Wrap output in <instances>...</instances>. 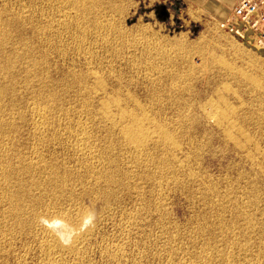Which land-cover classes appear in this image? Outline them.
<instances>
[{
	"label": "rangeland",
	"instance_id": "1",
	"mask_svg": "<svg viewBox=\"0 0 264 264\" xmlns=\"http://www.w3.org/2000/svg\"><path fill=\"white\" fill-rule=\"evenodd\" d=\"M14 1H15V3L18 2L17 0H11L10 2L13 3ZM22 1L20 0V3L24 4L23 6H25V9H27V12H28L27 15L29 16V17L27 16L28 18L26 17L27 20L25 21V26H24V27H27V28H25V29H27L26 48L29 46V49H30L29 50L27 48L26 52L29 50L28 55H30V56H32L34 54L31 57V58H34V60L33 59L31 60L30 56L27 55V57H29V58L25 59L26 61L24 60V63H26L27 60L30 59L32 63L34 61H36V63H38V64H41L40 62H43V64L46 65V67L43 64L38 65L35 62H34L35 64L34 63L31 64V62H29L30 60H28L29 64H28V62L26 63V68L30 64H31L30 66H32V67L30 68V66H28V68H29L28 70L26 68H23L24 71L26 70L25 73H22V75L25 76L24 80H26V75L27 76L29 75L28 76L29 78L27 77V80H26L27 86L25 85L24 88L22 89L24 91L22 92V101L23 102H21V104H20L21 107L19 106V108H15V109L12 108L13 109L12 111H11V109L5 107L4 111H3L4 112V118L7 117L5 120H9L12 123L16 119L15 124L14 123L13 124L15 127L18 125L16 128L20 133L18 132L19 134H17V136L18 135L20 136V135H22L21 133H23V135L21 136V138L23 137L22 138L23 140H21L19 136H18L19 139L17 138V142H18L17 147L19 146V148L22 149L21 151L24 153V155L26 154L25 156H28V157L33 156L32 150H34L33 148L35 147L34 143L35 144L39 143L41 146L42 145L44 146V147L42 146V149L47 146V148H45L46 151H45V149L42 150L40 148V155H42V156H40V158L43 159L44 162H46L45 164H47L49 167L54 166V165H55V167L57 165L59 167L57 169L55 168V170L58 172H57L56 176L54 175L55 179L57 178L56 181H54L55 183L53 184V186L56 184L54 188L51 185L53 182L52 183L48 182L50 180V178L53 176V174H52V176L50 174L51 177L49 176V178H48L49 170H50V173L53 172V171H51V169L46 170L45 171L46 173L39 171V173L41 175V177H40V175H39V177L41 179H45V174H47L46 175V177H47L46 181L45 180L42 181L38 177V175H37V174H39L38 172L35 173L36 174L35 177H37V179H38V181L37 180L36 181L38 183L40 181L39 184H41L43 186V189L40 186L38 188L39 190L37 189L39 191L38 192L36 189H35L36 190L35 191L34 187H33L32 191L35 192L34 193L35 196L36 195L39 196V197L36 196L38 198V201H41L42 199H43L42 200L43 202L46 201L45 202L46 204H44L42 201H41V203L36 201V203H35L36 206L38 203V206L36 207V210H35L37 212L36 215H38L39 213H41L40 211H42V213L40 215L46 214L48 216L47 213L50 211L49 213L51 215L49 214V216H56V217H59V216L62 217L63 216L64 218L72 221L74 219H77L80 215H82V214L84 215V213L86 214V212H88L89 214L87 213L86 215H88L90 218H92L91 219L92 220L91 221L92 227H95V228L91 227L90 231L88 233H86L85 237H88V235L90 236L89 240H87L88 238H85L84 243H86L88 241L86 246L84 244V245H80L81 247L80 246L78 247V248H83L82 251H81V249H79L80 251H75L74 252L75 255H74V253H68V257L66 255L67 253L64 252V254L66 253L65 254L66 257L62 253L58 254L59 256L57 257V254H55V256L54 255H48V254L44 255L45 252H43V250L41 249L40 244H42V242H44L45 240L48 239L45 236V233L43 234V232L38 228L37 229L31 228L30 229L31 231H29L28 227H27V228H25L26 231H25V229L23 230L25 232V234L22 231L23 233H21V238H20V236H18L19 238H17V236H13V238L15 237L17 240L16 239L13 240V238L12 239L9 238V240L11 239L12 242H14L12 245L10 244L12 242L6 243V242H9L8 240H0V244L2 241L5 242V243L3 242L2 244H4V245L6 244L5 247H4V245L3 246L0 245V246L4 247L3 249L0 248V256H1L0 257V262H1L0 264H7L8 262H9L8 264H42V263L45 264L46 262L48 264H50L52 260L54 261L53 263L56 262L55 264H57V263L58 264H67L66 263L67 261H68V264H71L72 261L74 262V263L72 262L73 264H209V263L210 264H219L220 262H221L220 264H224V263L228 264L229 262H230V264H232V263L233 264H237V263L238 264H249V263L254 264L255 262H256V264H264V248H263L264 247V235H263L264 228H262V227H264V222H263L264 219L262 218V217H264V216H262L264 214L263 213L264 212V201H263L264 200V193H263V191H264L263 186L264 185L262 184L264 182V177H263L264 175L259 176L260 174H256L255 172H253V170H251L252 167L249 168L251 165H244L243 162H241L242 164L240 163V161L233 154L234 152L232 150H234V148H233L232 143L230 141H226L227 139L225 138L224 135H222L223 131H224L223 127H225V126L221 125L222 127H220V126H218L219 125L218 123H216V124L214 123V122H264V47L258 45L254 41L253 38L249 37V38H246L245 40H243V39L236 37L235 35H233L229 31L221 28V24L225 23L228 20V18L232 14V12L224 20H221L214 25H210L209 23H207L209 20L207 16L202 15L199 12H196L195 10H193L191 8L187 9L184 6L173 7V8H171V10L169 12L170 14L168 16L164 15L161 11L156 10V8H157V6H159L161 0H73L72 2L74 4L68 1V3L65 2L67 5L65 3L63 4L64 0H62V1L61 0H52V1L48 0L47 1L48 4H47V2H45V0H42V1L41 0H39V1L38 0H22ZM58 1H61V2L59 3ZM78 1H80V3ZM15 3H13V4H15ZM68 4L69 5L72 4V5L68 6ZM77 4L79 6L81 5V7H79ZM73 6H74V9H76V10L72 9ZM82 6L83 7L86 6V7L83 8ZM34 7H37V8H34ZM67 7H69L70 9ZM77 7L79 10L77 9ZM81 9H82V11H80ZM33 10H35V11H33ZM36 10L38 11L37 12L38 14L36 13ZM69 10H70V12H69ZM83 10H85V12ZM29 11H30V13H29ZM31 11H33V13H36L38 16L34 17L36 14H33ZM42 12H43L42 16H44L45 14L46 15L43 18L41 17L42 18L41 20H38V18L40 17ZM90 12H92V13H90ZM31 13H32V15H31ZM62 13H63L64 17L60 16V15H62ZM66 14L67 15L69 14V15L67 16ZM70 15H71V18H70ZM87 15H88V17H87ZM46 16H50L51 20L49 19V17H46ZM65 16H66V19H65ZM32 17L35 18V19L33 18L34 20H36V19L38 20V21L36 20L37 25H35L36 23L34 20L31 21ZM45 17H46V19H45ZM61 18H64V19L61 20ZM76 20H77V22L79 20H81L80 22H82V21L84 22V23L83 22L81 23L82 27L80 25V22L77 23ZM47 21L51 22V23H49L50 25L54 24V25H51L53 27L52 32H51V30H52L51 26H49V28H48L49 24ZM59 21H62V22L59 23ZM76 23H77V26H76ZM58 24H60V25H58ZM38 25H40V26H38ZM45 25L47 26L48 29L44 28V27H46ZM60 26H62V27H60ZM63 26H67V27L69 26V27H68V29L66 27L63 29ZM100 27H102V28H100ZM43 28L45 29V31ZM61 28L63 30H60ZM77 28H79V29H77ZM25 29H24V31L26 32ZM30 29H32V30H30ZM41 31H42V33H41ZM44 32H45L46 36H44ZM46 32H47V34H46ZM53 32H55V33H53ZM33 34L35 37L33 36ZM31 35H32V37H31ZM49 35H51V37ZM39 36H40V38H38ZM48 36H49V40H48ZM82 36H84L85 39L84 38L82 39L81 38ZM30 37H31V40L29 39ZM32 38H33V40H32ZM28 39H29V42H28ZM59 39H61V40H59ZM35 40H38V41L34 42ZM42 40L43 41L45 40V42H49V43L48 44L44 43ZM82 40H85V41H83V43H82ZM31 41H33L32 44H34V45L31 44ZM35 43L39 44V45H36ZM29 44H31L32 49H34L33 48L34 46H35V48H37L36 46H40V47H38L37 50L34 49V52H33V50H31V47ZM41 44H42V47H41ZM45 44H47L48 47ZM50 44H51V46H50ZM43 46H46L47 49H45L46 47H43ZM53 47L55 48V50ZM39 50H41V51L43 50L42 51L43 53H41V51L39 52ZM46 50L48 52H46ZM35 51H36V54H35ZM37 51L39 53H37ZM32 52H33V54H32ZM45 52L48 53L50 57L47 56L48 54H46ZM59 53H61V55ZM36 55H37V57H36ZM40 55L42 56V58ZM167 56H168V58H166ZM37 58L38 59L41 58L40 60H43V61H40ZM43 58H45V59H43ZM85 58L88 60V63L86 62L87 60ZM89 58H92L91 61ZM47 59H48V61H47ZM34 65H36L35 66L36 68H37V65H38V68H40V69L42 67H45V68H42V70L35 69ZM31 69L33 71H30V73H29V70H31ZM34 69H35V71H34ZM44 69L45 70L47 69L46 72L44 71ZM91 69L93 71H91ZM95 70L98 72L100 71L101 73L100 72L98 73ZM43 71L46 73L45 76L43 75L44 74ZM47 71H49V74H47L48 73ZM86 71L88 72V75H87ZM90 71H91V73L89 74ZM33 72L35 73L36 77L34 76ZM79 72L82 73V75ZM31 73H33V74H31ZM74 73H75V76L73 78L72 75H74ZM24 74H26V75H24ZM102 74L104 76H102ZM37 75L41 79H42V75H43V77H45L44 79H46L47 78L46 75H48V78L46 80L42 79L41 80L42 82H39L40 78L37 77ZM78 75H80L81 77ZM89 75L90 76L92 75L90 79H89V77H90ZM94 75H96L98 78H100V80L102 82L104 81L103 82L104 89H106V87H107L105 92L108 93V91H110V90L112 91V92L110 91L111 95H109L110 92L108 94L111 101H117V103H119V105L117 103L111 104L112 106H110V109L108 110V113H107L108 114L107 119L104 118V115H103L104 111L102 110L103 104L100 102V101H103L104 99H106L105 96L107 95V93L105 94L104 92L98 90L99 88L97 86V83L95 82V79L93 78ZM33 76H34V78H33ZM103 77L105 79H102ZM69 78L71 80H69ZM30 79L34 82L36 81V82L43 83V84H39L36 82L35 83L32 82V84H29V83H31ZM92 79H94V80H92ZM251 79H253V80H251ZM59 80H60V82H59ZM91 80L94 83L91 82ZM63 81L66 84V86L69 85L68 88L64 86ZM105 81H107V82H105ZM37 84L41 87V89H39L40 87ZM48 84H49V86H48ZM79 84L81 85V88H80ZM85 85L87 86V88L90 86L89 88L91 90L89 88L87 90ZM95 85L97 88L93 87ZM44 86H46V90H45ZM50 86L52 88H50ZM109 86H111V89L109 88ZM25 87H27V88L29 87V88L26 89ZM36 87H39V88L36 89ZM112 87H113V89H112ZM118 87H120V88H118ZM114 88L115 89L117 88V90L120 89V90H118L119 92L117 91L118 94L113 93ZM29 89L32 91L29 92L28 91ZM42 89H43V91L45 90V92H43ZM50 89H51V91H50ZM84 89L86 91H89V92L87 93ZM35 90L36 91L38 90L39 93L42 91L41 96L44 97L46 104H45V101L42 99V97L38 96L39 93L38 94L33 93V91H35ZM52 90H53V92H52ZM56 90L59 92H57ZM90 91H92L91 94H90ZM24 92L27 94V96H26V94H24ZM51 92L54 93L56 96L54 95L52 97ZM114 92H116V90ZM121 92H122V94H121ZM43 93H45L46 95ZM47 93L50 94L51 96L48 95ZM59 93L62 94V96ZM148 93H149V96H148ZM36 94H37V96H36ZM103 94H104V96H103ZM23 95H25V96H23ZM44 95L45 96L48 95V97L50 96L52 100L49 98L50 99V101H49L47 99L48 97H45ZM117 95L120 96V100L118 98L119 96H117ZM121 96L123 99L121 98ZM25 97H28L29 99L28 98L25 99ZM34 97L36 98V100L38 99V97L41 98L40 103L43 101V104H40L37 101L38 105L36 104V106H33V105H35V102H36V100H35V102L33 100ZM54 97H56V98H54ZM59 98H60V100H59ZM97 99L99 100V102L97 101ZM113 99H115V100H113ZM124 99H126L125 101H127V102L124 103L123 102ZM137 99L139 100V102ZM88 100H89V102H88ZM29 101H30V103H29ZM32 101L34 102V104ZM48 101L50 102V104L48 103ZM93 101L95 104L93 103ZM136 101H137V103H136ZM217 101H218V103H217ZM60 102L61 103L63 102V103L61 104ZM122 102H123V105H122ZM140 102L142 105L140 104ZM219 102H220V104H219ZM25 103H26V105H25ZM28 103H29V105H28ZM127 103H130V105L128 104V106L130 108L127 107ZM44 104H45V106H42ZM53 104H54L55 108H54ZM87 104H89V106ZM124 104H126V105H124ZM210 104L214 105V107L212 108V106ZM223 104H224V106H223ZM50 105L52 106L51 108H50ZM60 105H63V106L61 107ZM94 105H95V107L98 106L96 108H99V109H96L95 107H93ZM38 106L40 108L41 107H43V108H41V109L35 108ZM57 106L59 108L61 107L60 112H58L59 108ZM86 106H87V108H86ZM90 106L92 107V109L94 111L91 110V108L88 109V107H90ZM113 106L115 107V111L117 109H119V110H117V112L119 114L117 112H114L119 117L114 116L115 114L112 113L114 111ZM134 106H135V108H134ZM141 106H143V108H141ZM123 107H125V108H123ZM225 107H226V109H225ZM20 108H22L23 111ZM216 108L218 109V111ZM221 108L222 109L224 108V110H222ZM17 109H19V110H17ZM33 109H35V110H33ZM95 109L98 112H96ZM120 109L130 110L133 113L137 112L136 115L141 116V117L143 116L144 118L146 117L149 119L151 117L149 119V121H146V122H151V119H152L153 124L149 125L148 127L155 126L154 124H156V123L157 124L160 123V125H163V127H164L165 124L167 123L166 125H169V127L165 126V129L169 130L172 138L175 137L173 140H174V143L176 145L174 144V146L173 145H167V146H163V147L162 146L157 147L154 143L151 142V143H149V145H147L150 148L151 152L148 151L149 149L147 148V146H145L142 149H137V150L134 148V146L133 147L129 146V144L127 142L125 143V139H122V135L120 134V132L116 131V130H120V126L115 127V126H111L109 124V122H116V121L117 122H120V121L124 122L120 118ZM36 110L38 112H36ZM43 110H45V113L47 111L48 115H50V117H49L46 114L47 117H49V120H48L49 123L51 122L50 124L49 123L48 124L50 126L53 123L52 125H53L55 130L52 129L53 128L52 125H51V129H50L51 131L50 132H49V129H47L49 127L48 124L46 125V123L48 121L45 120L47 117L45 116V113ZM50 110L51 111L56 110V111L54 113L52 112V114H51ZM138 110L140 111V113L138 112ZM220 110L227 112V113L229 112L228 115H229L231 120L227 119V120L223 121V120L217 118L219 115H217V117H216V114H217V112H220ZM20 111H21L23 116L21 114H19ZM24 111L26 114L24 113ZM32 111H34V113ZM62 111H64V112H62ZM91 111H92V113H91ZM144 111L145 112L147 111L146 113H148V114H145ZM210 111L212 113H216V114H211ZM11 112H12V114L10 117ZM17 112H19L18 114L20 116H17ZM40 112H41V114H40ZM42 112H43V114H42ZM110 112L112 114H110ZM30 113H32V114H30ZM35 113H37V114L35 115ZM63 113L66 115L68 113L69 114H68V116H66V115H63ZM94 114H95V117H94ZM100 114L102 115L101 120H100V116H101ZM42 115H43L44 120L46 121L44 123H43V120H40V119H43ZM153 115H155L154 116L155 119L153 118ZM212 115H214V116H212ZM231 115H233L234 117L233 116L231 117ZM21 116L24 117L23 121L21 119L22 118ZM34 116H36V117H34ZM96 116L99 117V119L96 118ZM13 118H14V120H13ZM18 118H20L21 120H19ZM102 118L106 119L107 122ZM115 118H117V119H115ZM210 118H212L213 120ZM216 118H217V120H216ZM155 120H156V122H154ZM21 122H22V124H21ZM23 122L24 123L26 122L27 124L30 123L31 125L29 124L28 126H26L27 124H24ZM33 122L34 123L36 122V123L34 124ZM68 122L70 123L69 127L67 125ZM97 122L98 123L100 122V124H98ZM105 122H106L107 128L105 127ZM163 122H166V123H163ZM40 123L45 124V126L43 127V125L42 124L40 125ZM56 123L58 124V126L55 125ZM95 123H96V125H95ZM32 124L34 125V127ZM36 124L38 126L39 125L41 126V128H42L41 133H43L42 131L44 130V132H47V133H46V135H45V133H43V134L45 136L48 135L49 137L48 136L43 137L44 135H41L43 140L37 142V138L33 137V136H35L33 134L35 132L34 128H35V126H37ZM61 124H62V126H61ZM20 125H22L23 127ZM92 125H93V127H92ZM100 125H103V126L100 127ZM78 126L87 127V129L90 127L89 131H87V133L91 131V134L88 133V135L89 134L91 135V139H89V142H88L89 143L88 150H89V153L92 155V157H90V158L89 157L85 158V157L81 156L80 154L78 155V153L74 150V148H75L74 145H76L74 143L77 142L78 132L80 130V127H78ZM21 127H22L21 130L23 132L21 130H19ZM29 127H30V129H29ZM58 127H61V128H58ZM62 127H64V128H62ZM97 127H98V129H96ZM23 128L25 129V131ZM100 128H102L103 130ZM168 128H170V129H168ZM171 128L175 129L176 131L171 132V130H172ZM263 128H264V123H263ZM31 129H34V130L31 131ZM62 129H64V131ZM68 129H71L72 132H74V133H72L71 130H69V132H71V134H72V135H70V133L68 132ZM76 129H78V130H76ZM90 129H92V130H90ZM29 130H30V132H29ZM52 130L55 132V134H54V132H52ZM60 130L62 133L60 132ZM263 130L264 129H262V132L260 134H259L260 131L259 132L257 131L258 135L262 134L260 137L262 141L258 137V142L261 141L260 143H262L261 144L262 147H264V141H263V139H264V133L263 132L264 131ZM65 131H67V133H69V134L67 135ZM110 131L113 133H111ZM25 132H27V133H25ZM31 133H33L32 134L33 136L31 135ZM115 133L117 136L115 135ZM174 133H175V135L173 136ZM59 134H61V135L59 136ZM96 134H97V137H96ZM104 134L107 136L105 137ZM63 135H67L68 137L63 136ZM69 135L72 138H70ZM90 135H89V137H90ZM118 136H119V138H118ZM262 136H263V138H262ZM32 137H33V139H31ZM34 138H36V139L34 140ZM49 138L51 140L50 141L51 143L49 142ZM68 138H69V140H68ZM98 138H99V140H98ZM71 139H73V140H71ZM95 139H97V140H95ZM107 139H110V141H112L113 143L111 142V144H110V142H108L109 140L106 142ZM27 140H28V142H27ZM33 140H34V143H33ZM54 140H55V142H52ZM70 140L72 143L70 142ZM21 141H23L26 144V146L28 143V147H26L24 145V143L20 145V143H22ZM57 141H59L60 144ZM90 141H91V143H90ZM104 141H105V143H102ZM47 142H49L50 144L49 143L47 144ZM121 142H122V144H121ZM44 144H47V145H44ZM102 144H104V145H102ZM118 144H120V146L122 145V148H120L121 151H120V149L118 150V148L120 147V146H118ZM178 144L181 147L178 146ZM154 145L157 149L155 147H153ZM20 146H22V147H20ZM24 146H25V148H23ZM90 146H93V147L90 148ZM168 146H169V148H168ZM66 147H68V148L70 147L69 148L70 150ZM97 147L99 150H97ZM71 148H72V151H71ZM146 148H147V150H144ZM159 148H160V150H159ZM50 149H52V150H50ZM103 149L108 150V151H105ZM109 149H110V151H114V152L113 153L110 152ZM114 149H116L118 152ZM125 149H127V150L130 149L131 151L128 150L129 151L128 152ZM176 149L179 153H176L177 152ZM181 149H184V151H182ZM29 150L31 152H29ZM49 150H50V152H49ZM141 150H142V152H140ZM165 150L167 151V154H166ZM187 150H188V153H187ZM132 151L134 153L136 152L135 155ZM75 152L77 155H74ZM143 152H145V153L143 154ZM154 152H156V154ZM57 153H59V155ZM105 153L111 154V158H108V157H110V154L106 155L109 160L105 158ZM140 153L143 154L145 156V158ZM168 153L171 155H172V153H174L173 155L175 156V158L173 155L170 156ZM29 154H30V156H29ZM113 154H114V156H113L114 159L112 158ZM147 154L149 155L150 158L148 157ZM152 154H153L154 158L152 157ZM164 154H166L167 155L166 157L170 158L171 161L168 158L166 159V157H164L165 156ZM175 154H178V155H175ZM183 154L185 156H186V154H188V156H190V157H185ZM53 155H55L54 158L55 157H58V158H55L56 159L55 160L53 158ZM101 155H103V156H101ZM158 155L160 157L162 156L161 159H159L160 157ZM141 156L144 160L141 158ZM182 156H184L186 159L189 158L188 161ZM130 157H132V158H130ZM134 157H137L138 160L133 159ZM156 157H157V159H156ZM77 158L78 159L83 158V159L82 160L79 159V161H77L78 160ZM96 158H98L100 160H98ZM146 158H148V159H146ZM162 158H164V161H162L163 160ZM181 158L182 159L184 158L185 160L184 159L182 160ZM102 159L104 162H102ZM139 159H142V160H139ZM54 160H55V162H54ZM88 160H89V162H88ZM150 160H151V162H154V165H153V163L151 164ZM156 160H158V161L156 162ZM51 161L54 163L51 164ZM105 161H107V162L105 163ZM119 161H121V163ZM144 161H145V163H143ZM165 161H166V163H165ZM168 161H170V162H168ZM178 161H179V163H177ZM180 161H181V163H180ZM56 162H58V163L56 164ZM77 162L81 168L82 167H84V168L81 169L80 167H78ZM90 162H92V163L89 165L88 163H90ZM126 162H128L129 164L131 163L132 165L130 164L128 166V163L126 164ZM158 162H160V164ZM82 163H84V164L86 163L87 165L85 164L83 166ZM103 163H105L106 165L105 164L103 165ZM111 163L113 164L111 166H114L113 167L114 169L111 168V166H110ZM114 163L116 165H114ZM149 163L151 164L150 166H149ZM169 163L171 165L172 170L169 167L170 166ZM188 163H190V165ZM97 164H99V165L97 166ZM107 164L110 167L107 166ZM125 164L129 167L128 168L129 170L126 169L127 166ZM161 164H163V166ZM234 164L235 165L237 164L239 167L241 165V167L244 168L245 173L247 172L246 178L250 177L247 179L245 178L246 179V180L244 179L245 181L243 180V178L239 179L237 185L241 186L239 189L240 191H242V187L246 183H248L249 186L253 187V189L254 188H256V189L260 188V185L262 187L261 188L262 190L260 189V191H262V192H259V194H253L254 197L251 195L248 200H251V202L253 200L254 201L258 200L260 202L261 206L259 205V202L257 201L256 206L258 208L255 206V207L251 208V210H252L253 215H255L254 216L255 222L256 221H258V223L261 222L263 225L262 224L259 225L256 222L257 225H259V228H258L257 225H255L256 223L254 222L255 223L254 225L256 226V229H255L256 231L254 230L253 232H249L248 234H245L246 236H244L243 232H239V231H236L238 234L236 232H235V234H234V232L230 233V231L232 232V228H231V224H230L232 221L230 219L232 205L230 204L228 206L226 204L229 202V199H230L231 195L233 194V192L231 191L232 190L231 187L234 184L233 180L238 177V175H236V173H238L239 169L241 168L240 167L237 172L233 171L232 168L234 167ZM60 165H62V166H60ZM133 165H135L136 168ZM139 165L140 166L142 165L143 167L141 166V169H140ZM164 165L169 167L170 170L166 166L164 167ZM172 165H173V167H172ZM187 165H189V166H187ZM243 165H244V167H243ZM103 166H106V167H104V169H103ZM146 166H147V169L144 168ZM154 166L157 167V168H155L156 172L155 171L153 172V170H152L154 168ZM60 167H62V168H60ZM85 167H87L88 169ZM107 167H109L108 168L109 170L106 169ZM150 167H152V168H150ZM159 167H161L162 169L165 168V170H163V173L161 172L162 169H160ZM178 167H180V169ZM181 167H184V168H181ZM158 168H159V170H158ZM176 168H178V170H176ZM83 170H84V172L85 171L86 172L84 173ZM111 170L112 171L114 170L115 172H118V173H115L114 171L112 172ZM166 170H167V172H166ZM173 170L175 172H173ZM240 170L243 171V169H240ZM67 171H69V172H67ZM87 171H88V175L86 174ZM128 171L130 172V174H132L131 176L129 175ZM158 171L161 173V175L158 174L159 173ZM170 171H172L173 173L172 172L170 173ZM176 171H177V173H176ZM182 171H184V172H182ZM188 171H189V173L191 171V174L188 175ZM70 172H73V173H70ZM96 172L99 174L100 178L102 176L104 177L105 180L102 179L103 177L101 179L104 180V183H107V184H104L103 181L99 180L100 178L97 177L98 174ZM151 172L154 173V178H156V179L150 178L151 176L153 177V173H151ZM180 172H182L183 175ZM250 172L252 175L249 174ZM252 172L254 173V176H253ZM93 173L96 174L97 179L95 178V174H93ZM105 173H107V174H105ZM109 173L113 174L112 176H114V175L115 176L111 178V175ZM127 173L130 177H127L128 176ZM150 173H151V175H150ZM155 173L158 174L160 177L158 175L155 176ZM178 173L180 174V176L178 178H180L181 176H182V178L183 177L184 178L183 179L180 178L178 180L176 177ZM184 173L186 175H188V177L184 176L185 175ZM192 173H194V174H192ZM43 174H44V176H43ZM62 174H66V176L65 175L62 176ZM67 174H70L71 176L67 175ZM75 174L76 175L79 174V175L76 176ZM124 174H126L127 176ZM137 174H139L141 176L140 177H139V175L136 176ZM143 174H146V176ZM147 174H148V176L149 175L150 176L148 177ZM169 174L170 175L174 174L171 179L169 177H171L172 175L169 176ZM58 175L59 176L61 175V176L59 177ZM116 175H118V176H116ZM163 175H164V179H163ZM192 175H193V177H192ZM247 175H251L253 178V181H255V183L252 181L251 176H247ZM68 176H70V177H68ZM93 176H94V178H93ZM120 176L125 177V179L124 178L122 179ZM135 176L137 177V179ZM233 176H235V177H233ZM257 176H258V178H257ZM81 177H83V178L85 177V179H83V181H82L80 179ZM87 177L89 180L87 179ZM145 177H147L148 179L150 178L151 180L150 179L148 180ZM194 177H196V178L193 179ZM60 178H62V180H64L63 183H62V180ZM71 178H73V179H71ZM75 178H76V180H75ZM113 178H117V179H113ZM118 178L120 180H123L122 183H125V184H122ZM139 178H141L142 180L143 179H145V180L142 181L141 179L139 180ZM173 178L174 179L176 178V179L173 180ZM190 178H191V180H190ZM197 178H198V180H197ZM68 179H69V181H68ZM77 179H79V180H77ZM86 179H87V181H86ZM90 179H92V180H90ZM157 179L160 181H157ZM166 179L168 180V182L166 181ZM58 180H59V183H57ZM113 180H115V181L113 182ZM154 180H156V181H154ZM186 180L187 181L189 180L190 182L192 180L194 182V180H195V182L197 183V186L196 185L193 186V184H196L195 182L194 183L191 182V184H189L190 182L186 183ZM25 181L28 182L30 180L25 178ZM70 181H72V182H70ZM84 181L87 184H85ZM90 181L92 182V184L90 183ZM98 181H100L101 183L98 184L99 183ZM149 181L151 184L149 183ZM172 181H174V182L178 181V182L177 183L175 182V184H174V182H172ZM183 181H184V183H183ZM250 181L253 182V184H255V185L253 186V184L250 183ZM42 182H43V184H42ZM65 182H68V183L70 182V183L68 184ZM77 182H79V183H77ZM112 182L115 183V185L113 184L110 186V183H112ZM116 182L117 183L119 182V183L117 184ZM181 182H182V184H181ZM241 182H243V183H241ZM256 182L258 183V185H256L257 184ZM29 183L30 182L25 183V184H29ZM82 183L85 185H83ZM155 183H157V184L155 185ZM185 183H186V185H185ZM210 183H211V186H210ZM58 184L60 187L61 186L62 187L59 188V186H57ZM70 184H72L73 186H71ZM204 184H206V185H204ZM46 185L48 187H44ZM67 185H69L71 187H67ZM117 185H118V187L120 186L122 189L120 187L117 188L116 187ZM159 185H160V187H159ZM171 185H174V186H171ZM229 185H230V189H229ZM50 186H52V188ZM87 186H89V187L87 188ZM91 186H94L96 188L93 187L94 188L93 189ZM124 186H126V188ZM137 186L139 188H137ZM186 186H188V187H186ZM101 187H104V188H101ZM107 187L109 189H111L110 190L111 192L109 191V189ZM161 187H163V188L161 189ZM189 187H190V189H187ZM49 188H51L52 191H54L53 193L56 196L51 193L52 191ZM56 188H58V189H56ZM62 188H63L64 192L62 191ZM69 188H71V189L69 190ZM113 188H115V190H113ZM140 188H141V190L142 189L145 190V192H144V190L141 191V195H140ZM154 188H155V191H154ZM157 188L160 191L162 190V192L164 191V193H162V196H160L161 193H159V190ZM194 188H195V192L193 193L192 191H194V190H192V189H194ZM54 189L57 192L61 191V192H59L60 194L56 193V191ZM72 189L73 190L75 189V190L72 191ZM100 189H102V191ZM103 189H106V190L103 192ZM118 189L121 191H119ZM130 189H131V191H130ZM137 189L139 190V192H138L139 194H137V191H138ZM150 189H152V190H150ZM209 189H211L212 192L209 191ZM256 189H254V190H256ZM82 190H83V192L81 193ZM98 190H99V192H98ZM124 190L125 191L127 190V191L125 192ZM156 190H157V192H156ZM201 190L203 191L202 193H201ZM239 190L237 192H239ZM43 191H47L48 193L43 192ZM100 191H101V193H100ZM114 191H116L115 194L113 193ZM149 191H150V193L153 191V193H151L152 195L149 193ZM181 191L184 194H182ZM36 192L38 194H36ZM191 192L193 194H191ZM40 193H43V194L40 195ZM89 193L92 196L95 193L94 197H91V195L89 197ZM102 193L105 195H103ZM146 193L148 194V196L146 195ZM195 193H197V194L195 195ZM212 193L213 194L215 193V194L213 195ZM80 194H82V196ZM100 194L103 195L102 198H101ZM108 194H110V195H108ZM163 194L165 197L163 196ZM166 194H167V196H166ZM201 194H202V196H201ZM207 194L209 197H207ZM260 194H262V195H260ZM42 195H44V197ZM98 195H100V196H98ZM111 195H113V196H111ZM117 195H118V197H117ZM149 195L152 196V200H150L151 196H149ZM153 195H154V199H153ZM156 195H159V196L157 197ZM256 195H259V197ZM61 196H63L62 197L63 199L61 198ZM73 196L74 197L78 196V197L77 198L75 197V199H74ZM106 196H107V200L105 201ZM114 196H116V197H114ZM195 196H197V197H195ZM205 196H206V198H208L207 201L204 200ZM222 196H224V198ZM260 196H263V198L261 197L263 200L262 199L260 200ZM48 197L50 200H52L51 202H49V204H47L48 200H49ZM50 197H52V198H50ZM64 197L66 198V200L68 199L67 202H65L66 200L64 199ZM69 197H71V198H69ZM112 197L115 198L114 201H113ZM145 197H146V199H145ZM100 198L105 201V204H104V201H101ZM141 198H143V199H141ZM189 198L191 199V201L189 200ZM200 198H202V199H200ZM53 199H55V200H53ZM240 199H241V196H240ZM57 200H59V201L57 202ZM63 200H64V203H62ZM93 200L95 201V204L93 203ZM108 200H110V201H108ZM144 200H146L145 202L147 204L144 202ZM202 200H204V201H202ZM54 201H56L59 204V206H58V204L56 205V202H54ZM137 201H139L140 205H138ZM140 201H142V202H140ZM149 201L152 204H150ZM6 202H0V211H2L3 209H4L3 211H5L4 203L6 204V209H8L10 207V205H11V204H9L10 202H8V201H6ZM70 202H72V204H70ZM106 202L108 205L106 204ZM222 202H224V203H222ZM53 203H55V204L52 205ZM60 203H62V204H60ZM136 203H137V205H136ZM144 203L146 205H144ZM148 203L152 207L149 206ZM221 203H222V205H221ZM74 204H75V206L77 205V207H75ZM133 204H135L136 206H141L142 209H141V207H140V209H139V207L135 208V206H133ZM155 204H158V205H155ZM3 205H4V207H2ZM46 205L49 207V209L46 208ZM69 205L72 206L74 209L75 208H77V209L72 210V209H70ZM220 205L222 206L221 208L227 207V209H224V208L221 209L219 207ZM52 206L55 208H52ZM61 206H62L63 210H61ZM147 206L149 207V209H147L148 208ZM155 206H158V207L156 208ZM216 206H217V209L220 208V210H217L215 208ZM57 207H59V209ZM153 207H155L156 210ZM159 207H160V209H158ZM66 208L67 209L69 208V209L67 210ZM133 208L135 210H133ZM229 208H231V209H229ZM261 208L263 211H261ZM46 209H47V211H46ZM144 209H147L146 211H148V212H145ZM43 210H45V211H43ZM71 210L73 211L74 214L71 212ZM87 210H89V211H87ZM149 210H151L153 212H151ZM227 210L229 211V214H228ZM52 211H54L53 212L54 214H52ZM60 211L63 212L65 215L63 213H60ZM66 211H67V213L71 212V214L68 213V215H67ZM224 211H225V213H224ZM27 212L25 213L26 215L23 214L24 215L23 218L27 219L29 217V216H27V215H29ZM56 212H58V213H56ZM142 212L145 214H143ZM128 213H130V215ZM134 213H136V214H134ZM124 214H125V216H124ZM66 215L69 218H67ZM73 215H75L77 218ZM146 215H148V216L145 217ZM138 216H139V218H138ZM257 216L259 218H261V220L262 219L263 220L262 221L259 220V218H256ZM126 217L129 218L128 220L130 222L133 220L132 217H134V220L131 222V224H134V221H135L136 222L135 225H131L128 222V220H126L127 219ZM140 217H143V218H141V220L144 219L143 220L144 222L140 220ZM147 218H148V220H147ZM219 218H221V219H219ZM145 220H147V222H145ZM138 221H140L141 226L139 224H137ZM216 221H218V222H216ZM225 221H227V222H225ZM126 222H127V224H126ZM223 222H225V223L223 224ZM9 223H11V222L8 221L7 225ZM143 223H145V225H147L146 228H145V225ZM206 224H208V225H206ZM217 224H220V225H217ZM228 224H230V225H228ZM10 225H12V224H9L8 226H10ZM224 225H226V226H224ZM126 226H127V228H126ZM217 226H221V227L224 226V227L220 228ZM227 226H228V228H226ZM132 227L136 228L137 230L136 229L132 230ZM140 227H142L144 231H142V228H140ZM212 227H215V228H212ZM197 228H198V230H197ZM224 228L226 229V231ZM257 228L258 229L262 228L263 231L261 229L258 230ZM35 229L37 231H35ZM93 229H95V231H93ZM140 229H141V231H140ZM207 229H208V231L210 230L209 231L210 233H211V231L213 232V234L216 232V235L214 234L215 237L211 236L213 234L212 233L210 234L207 231ZM213 229H216V231L214 232ZM223 229L225 232L223 231L224 233L223 232L220 233ZM228 229L229 230L231 229L229 231L230 234H228ZM131 230L133 231L134 234L132 233ZM200 230L202 231L203 234L200 233L201 232ZM204 230H205V233H204ZM218 230H220V232ZM38 231L42 235V238H40V239H38L39 237H41V235ZM128 231L129 232L131 231V235L133 234V236H131L130 234L128 235ZM134 231L138 232L139 234L136 233L137 234L136 235ZM197 231L199 233H197ZM28 232H32V233H30V235H28ZM140 232H141V234H140ZM254 232H255V235H252V234H254ZM18 233L20 235V232H18ZM126 233H127V235H126ZM207 233H209V234H207ZM22 234H24V235H22ZM199 234H201L203 237L199 236ZM227 234H228V236H227ZM241 234L243 235V237L241 236ZM25 235L26 236L28 235L27 236L28 238ZM234 235H236V236H234ZM248 235H249V237H248ZM24 236H25V238H24ZM209 236H211V237H209ZM240 236H241V238H240ZM258 236L260 239H257ZM22 237H23V239H22ZM33 237H35V238H33ZM253 237H255V238L253 239ZM261 237H263V240H261L262 239ZM204 238L205 239L208 238V239L205 240ZM214 238H216V239L213 240ZM228 238H231L233 242L227 241ZM242 238L244 240H246V239L248 241L250 240L249 241L250 244L255 243V244H253V247H249V250H250L249 252L251 254L249 252L246 253V256L247 255H249L251 257L253 256V258L249 257L250 260H247L248 256L246 258L244 257L245 256L244 253L248 250L239 251L240 249L236 248L237 246L235 247V245H233L234 242H236L238 244L242 243L244 241ZM18 239L19 240L21 239V241L18 242L19 241ZM24 239H26L27 242H25ZM231 239H230V241H231ZM15 240H16V242H15ZM204 241L207 244L204 243ZM255 241H257V242H255ZM258 241H260V242H258ZM21 242H23L24 244ZM31 242H32V245H31ZM210 242H211V244H210ZM216 242H217V244H216ZM258 243H260V244L258 245ZM27 244L31 245V246L29 247V246H27ZM36 244H38V246ZM223 244H225V245L223 246ZM243 244H244V242L241 245H243ZM202 245L204 246L203 248L206 247L207 249L206 248L201 249ZM210 245L211 246L214 245L215 247L216 246L217 247L215 249H213V247H214L213 246L212 247L213 250H212L211 247H209ZM226 245H227V248H226ZM23 246H26V248ZM228 246L230 247L229 249H228ZM8 247H10V249ZM219 247H221V248L223 247L222 249H224L225 251L222 249L220 250ZM6 248H8V249H6ZM78 248H77V250H78ZM208 248H210V249H208ZM218 248H219V250H217ZM257 248H258V250H257ZM125 249H126V251H125ZM233 249H235V250H233ZM253 249H256V250H253ZM8 250L12 251V252L8 253ZM121 250L123 252L125 251L124 254ZM1 251L4 254H2ZM5 251H7V252H5ZM39 251H41V252H39ZM202 251H204V252H202ZM206 251L207 252L210 251V252H208L210 254L208 255V253H206ZM219 251H220V253H219ZM222 251H224V252L227 251V252L222 254ZM236 251H239V252H236ZM258 251L260 252V254ZM217 252L219 253L218 255H221L222 257L216 255L217 258L215 257V259H214L213 256H214V254H217ZM228 252H229V254H228ZM234 252H236L237 254L235 255ZM240 252H242V253L240 254ZM6 253H8L10 255V257H8L9 255H7ZM253 253H255V254H253ZM78 254H79V256H78ZM227 254L229 256L231 254L232 256L229 257ZM256 254H258V255L256 257H254ZM4 255L7 257H5ZM42 255H43V257H42ZM47 255L51 258H49ZM210 255H212V256H210ZM233 255H235V256H233ZM237 255H239V256H237ZM2 256L4 258H2ZM21 256L23 258H21ZM52 256H54V257H52ZM199 256H201V257H199ZM204 256L206 258H204ZM240 256L243 259L242 261H241ZM59 257H61V258L63 257L64 259L63 258L61 259ZM75 257H77V258H75ZM208 257H209V259L210 258H213V259L208 260ZM224 257L226 258V260L225 259L223 260ZM237 257L238 258L240 257V258L238 260H235V259H237ZM219 258H221V259H219ZM21 259H23V260H21ZM251 259L252 260L256 259V260L253 262ZM62 260L65 263L62 262ZM69 260H71V261L69 262ZM218 260L219 261L221 260V261L219 262ZM222 260H223V263H222ZM228 260H230V261H228ZM59 261H60V263H59ZM225 261L228 263H226ZM244 261H246V262L244 263ZM247 261H249V262L247 263ZM250 261H252V262H250ZM23 262H25V263H23Z\"/></svg>",
	"mask_w": 264,
	"mask_h": 264
},
{
	"label": "bare ground",
	"instance_id": "2",
	"mask_svg": "<svg viewBox=\"0 0 264 264\" xmlns=\"http://www.w3.org/2000/svg\"><path fill=\"white\" fill-rule=\"evenodd\" d=\"M2 1V2H1ZM11 1V0H10ZM9 0H0V202H6V201H8V202H10L9 204H11L10 205V207L8 208V209H6V204L4 203V205H5V211H0V240H8L9 242H6V243H10V242H12V238H13V236H17V238H19L18 236H20V238H21V233H23L24 231V229L25 228H27L28 227V230L29 231H31L30 229L32 228H38V229H40L42 232H43V234L45 233V236L48 238L47 240H43L44 242H42V244H40V247H41V249L43 250V252H45V254L44 255H46V254H48V255H54L55 256V254H57V257L59 256L58 254H60V253H62V254H64V252H66L65 254L67 255V257H68V253H74L75 251H80L79 249H81V251H82V249L83 248H78L80 245H84L85 244V246H86V244L88 243V241L86 242V243H84V241H85V238H88L87 240H89V235H88V237H85V235H86V233H88L89 231H90V229H91V227H92V218H90L88 215H86L88 212H86V214L84 213V215L82 214V215H80L78 218L75 216V215H73V216H75L77 219H74V220H68V219H66V218H64L63 216L61 217V216H59V217H56V216H49V212L47 213L48 214V216L46 215H40L41 213H42V211H40L41 213H39L38 215H36V207L38 206V203H37V206H36V201H38V198L37 197H39V196H35L34 195V193L35 192H33L32 191V188L34 187V190L36 189H38L40 186L42 187V189H43V186L41 185V184H39L40 183V181H39V183L37 182L38 181V179H37V177H35L36 176V172H38L39 173V171L41 172H45L46 170H49V169H51V171H53V172H51L50 173V170H49V173H48V178H49V176H50V174H51V176H52V174H53V176L50 178V180L48 181V182H50V183H52L51 185L53 186V184L55 183L54 181H56V179H55V177H54V175L56 176V174H57V172L58 171H56L55 170V168L57 169V168H59L58 167V165L55 167V165L54 166H51V167H49L47 164H45L46 162H44L43 161V159H41L40 158V156H42V155H40V148L42 149V146L39 144V143H37V144H35L34 143V140L37 138V142L38 141H42L43 140V138L41 137V135H44L43 133H45V135H46V133L47 132H44V130L42 131L43 133H41V124L42 123H40V125L38 126L37 124V126H35V132H34V134L33 133H31V135L33 134V135H35V136H33V137H36V138H34V140H33V143H34V150H32V155L33 156H31V157H28V156H25L24 155V153L21 151L22 149H20L19 148V146L17 147V138H18V136H17V134H19L20 132L17 130V126L15 127L14 126V124H15V120H14V118H13V123L12 122H10L9 120H5L7 117H5L4 118V108L5 107H7V108H9V109H11V111L13 110L12 108H19V106L21 107V102H23L22 101V92L24 91V90H22L23 88H24V86L26 85L27 86V82H26V80H27V77L29 76H27L26 74H24V75H26V80H24L25 79V76H23L22 75V73H25V71L23 70V68H26V63L28 62V60H34V58H31L34 54H33V52H34V49L35 50H37L38 49V47H40V46H36L37 48H35V46L33 47L34 49H32V47H31V44L33 43V41H31V44H29L30 45V47H31V50H33V52H32V56H30V55H28V51L30 50L29 49V46L27 47L29 50L26 52V41H27V29H25V28H27V27H24L25 26V21L27 20V18L29 17L28 15H27V9H25V6H23L24 4V2L23 3H20V0H17L18 2H16L15 3V1L13 2V3H15V4H13L12 2H10ZM39 1V0H38ZM42 1V0H41ZM48 0H45V2H47ZM52 1V0H51ZM50 1V2H51ZM62 1V0H61ZM61 1H58L59 3L61 2ZM68 1L69 2H71V3H73L72 1L73 0H64L63 1V4L65 3V2H67L68 3ZM56 2V1H55ZM79 3H80V1H78ZM76 3V2H75ZM78 3V4H79ZM47 4H48V2H47ZM66 4V3H65ZM74 4V3H73ZM77 4V5H78ZM67 5V4H66ZM72 5V4H71ZM71 5H69L68 4V6H71ZM76 5V6H77ZM65 6V5H64ZM75 6V5H74ZM74 6H73V10H76V9H74ZM79 6V5H78ZM29 7V6H28ZM79 7H81V5L79 6ZM83 7V6H82ZM84 7H86V6H84ZM83 7V8H84ZM34 8H37V7H34ZM67 8H69V7H67ZM66 8V9H67ZM76 8V7H75ZM88 8V7H87ZM33 9V8H32ZM42 9V8H41ZM70 9V8H69ZM77 9H78V7H77ZM26 10V11H25ZM44 10V9H43ZM79 10V9H78ZM86 10V9H85ZM85 10H83L84 12H85ZM33 11H35V10H33ZM33 11H31L32 13H33ZM40 11V10H39ZM57 11V10H56ZM61 11V10H60ZM59 11V12H60ZM68 11V10H67ZM80 11H82V9L80 10ZM79 11V12H80ZM38 11L36 10V13H37ZM69 12H70V10H69ZM74 12V11H73ZM77 12V11H76ZM87 12V11H86ZM29 13H30V11H29ZM32 13H31V15H32ZM36 13H33V14H36ZM67 13V12H66ZM90 13H92V12H90ZM89 13V14H90ZM38 14V13H37ZM33 15L34 17H36V16H38V15ZM42 14H43V12L41 13V15H40V19L38 18V20H41L44 16H42ZM52 14V13H51ZM50 14V15H51ZM71 14V13H70ZM85 14V13H84ZM87 14V13H86ZM88 14V15H89ZM30 15V14H29ZM53 15V14H52ZM67 15V14H66ZM69 15V14H68ZM67 15V16H68ZM88 15H87V17H88ZM28 16V17H27ZM61 17L63 16V13H62V15H60ZM59 16V17H60ZM86 16V15H85ZM27 17V18H26ZM34 17H32V19H31V21L32 20H34L35 18ZM42 17V18H41ZM46 17H49V19L51 18L50 16H46ZM46 17H45V19H46ZM64 17V16H63ZM26 18V19H25ZM34 18V19H33ZM53 18V17H52ZM55 18V17H54ZM70 18H71V15H70ZM62 19H64V18H61V20ZM65 19H66V16H65ZM30 20V19H29ZM28 20V21H29ZM37 20V19H36ZM36 20H34L35 21V23H36ZM37 20V21H38ZM51 20V19H50ZM55 20V19H54ZM81 20H79L78 22H80ZM85 21V20H84ZM40 22V21H39ZM38 22V23H39ZM48 22V21H47ZM58 22V21H57ZM60 22H62V21H59V23ZM66 22V21H65ZM76 22H77V20H76ZM77 22V23H78ZM83 22V21H82ZM82 22H80V25H81V23ZM34 23V24H35ZM49 23H51L50 21L48 22V24ZM77 23H76V26H77ZM84 23V22H83ZM33 24V23H32ZM47 24V25H48ZM63 24V23H62ZM35 25H37V23L35 24ZM51 25H54V24H51ZM50 24L48 25V28H49V26H51ZM58 25H60V24H58ZM66 25V24H65ZM79 25V24H78ZM79 25V26H80ZM38 26H40V25H38ZM46 26V25H45ZM71 26V25H70ZM78 26V27H79ZM60 27H62V26H60ZM67 28L68 29V27L67 26H63V29L64 28ZM81 27H82V25H81ZM30 28V27H29ZM45 29H48L47 28V26L46 27H44ZM43 28V29H44ZM51 28H52V30H51V32L53 31V27L51 26ZM50 28V29H51ZM100 28H102V27H100ZM24 29L26 30V32L24 31ZM39 29V28H38ZM45 29H44V31H45ZM62 28L60 29V30H63ZM71 29V28H70ZM77 29H79V28H77ZM30 30H32V29H30ZM56 30V29H55ZM48 31V30H47ZM57 31V30H56ZM34 32V31H33ZM32 32V33H33ZM50 32V31H49ZM68 32V31H67ZM30 33V32H29ZM31 33V34H32ZM38 33V32H37ZM41 33H42V31H41ZM53 33H55V32H53ZM57 33V32H56ZM84 33V32H83ZM40 34V33H39ZM46 34H47V32H46ZM50 34V33H49ZM37 35V34H36ZM33 36H34V34H33ZM42 36V35H41ZM44 36H46L45 35V32H44ZM50 37H51V35H49ZM49 36H48V40H49ZM53 36V35H52ZM31 37H32V35H31ZM31 37L29 38L30 40H31ZM35 37V36H34ZM38 38H40V36L38 37ZM82 39L84 38L85 39V37L84 36H82L81 37ZM29 39H28V42H29ZM36 39V38H35ZM43 39V38H42ZM32 40H33V38H32ZM52 40V39H51ZM59 40H61V39H59ZM38 40H35L34 42H37ZM43 41V40H42ZM81 41V40H80ZM83 41H85V40H82V43H83ZM44 43H49V42H45V40L43 41ZM51 42V41H50ZM66 42V41H65ZM42 43V42H41ZM52 43V42H51ZM54 43V42H53ZM81 43V44H82ZM36 44V43H35ZM43 44V43H42ZM42 44H41V47H42ZM47 44H45L46 46H47ZM32 45H34V44H32ZM36 45H39V44H36ZM83 45V44H82ZM46 46H43V47H46ZM50 46H51V44H50ZM48 47V46H47ZM47 47L45 48V49H47ZM54 48V47H53ZM41 49V48H40ZM43 49V48H42ZM44 49V50H45ZM51 49V48H50ZM49 49V50H50ZM52 50V49H51ZM54 50H55V48H54ZM53 50V51H54ZM41 50H39V52H40ZM43 51V50H42ZM41 51V53H43ZM80 51V50H79ZM86 51V50H85ZM38 51H37V53H39ZM46 52H48L47 50H46ZM45 52V53H46ZM50 52V51H49ZM35 54H36V51H35ZM46 54H48V53H46ZM45 54V55H46ZM60 55H61V53H59ZM83 54V53H82ZM88 54V53H87ZM92 54V53H91ZM27 55L28 56H30V59H28L27 60V62L26 63H24V60L25 59H27V58H29V57H27ZM43 55V54H42ZM63 55V54H62ZM84 55V54H83ZM41 56V55H40ZM47 56H49V54L47 55ZM81 56V55H80ZM169 56V55H168ZM168 56L166 57V58H168ZM35 57V56H34ZM36 57H37V55H36ZM35 57V58H36ZM46 57V56H45ZM50 57V56H49ZM84 57V56H83ZM39 58V57H38ZM37 58V59H38ZM41 58H42V56H41ZM40 58V59H41ZM164 58V57H163ZM40 59H38V60H40ZM43 59H45V58H43ZM86 59V58H85ZM84 59V60H85ZM90 59V61H91V59L92 58H89ZM31 60L29 61V62H31ZM87 60V59H86ZM26 61V60H25ZM40 61H43V60H40ZM47 61H48V59H47ZM29 62H28V64H29ZM35 63H36V61H34ZM33 62V63H34ZM38 62V61H37ZM87 63H88V60L86 61ZM25 65H24V64ZM32 62H31V64H33ZM34 63V64H35ZM41 64H43V62H40ZM45 63V62H44ZM30 64V65H31ZM36 64H38V63H36ZM41 64H38V65H41ZM46 64V63H45ZM91 64V63H90ZM30 65H28V66H30ZM38 65H37V68L35 67L36 65H34V67H35V69H40V68H38ZM44 65V64H43ZM25 66V67H24ZM28 66H27V70L29 69L28 68ZM45 67H46V65H44ZM32 66H30V68H31ZM33 67V68H34ZM40 67V66H39ZM45 67H42V68H45ZM42 68L40 69V70H42ZM35 69H34V71H35ZM49 69V68H48ZM88 69V68H87ZM86 69V70H87ZM47 70V69H46ZM46 70L44 69V71L46 72ZM50 70V69H49ZM30 71H33L32 69L31 70H29V73H30ZM43 71V72H44ZM88 71V70H87ZM86 71V73H87V75H88V72ZM91 71H93L92 69H91ZM91 71L89 72V74L91 73ZM96 71V70H95ZM37 72V71H36ZM42 72V71H41ZM40 72V73H41ZM44 72V76H45V73ZM48 73L47 74H49V71H47ZM84 72V71H83ZM96 72H98V71H96ZM100 72V71H99ZM98 72V73H99ZM34 73V72H33ZM33 73H31V74H33ZM80 73V72H79ZM78 73V74H79ZM93 73V72H92ZM101 73V72H100ZM28 74V73H27ZM81 75H82V73H80ZM43 75H42V79H44L45 77H43ZM85 75V74H84ZM98 75V74H97ZM32 76V75H31ZM30 76V77H31ZM34 76H35V73H34ZM34 76H33V78H34ZM41 76V75H40ZM47 76V78H48V75H46ZM69 76V75H68ZM73 76V78H74V76H75V73H74V75H72ZM78 76H80V75H78ZM77 76V77H78ZM86 76V75H85ZM90 76V75H89ZM92 76V75H91ZM91 76L89 77V79L91 78ZM102 76H104L103 74H102ZM24 77V78H23ZM36 77V76H35ZM37 77H39L38 75H37ZM81 77V76H80ZM79 77V78H80ZM29 78V77H28ZM40 78V77H39ZM46 78V79H47ZM72 78V77H71ZM84 78V77H83ZM93 78L95 79V82L97 83V86H98V90H100V91H102V92H104L105 94L107 93V92H105L106 91V89H107V87H106V89H104V86H103V82L100 80V78H98L96 75H94L93 76ZM32 79V78H31ZM30 79V80H31ZM36 79V78H35ZM34 79V80H35ZM41 78L39 79V82H42L41 80H42ZM46 79H44V80H46ZM94 79H92V80H94ZM102 79H105L104 77L102 78ZM50 80V79H49ZM61 80V79H60ZM60 80H59V82H60ZM69 80H71L70 78H69ZM91 80V82H93ZM251 80H253V79H251ZM38 81V80H37ZM48 81V80H47ZM46 81V82H47ZM152 81V80H151ZM248 81V80H247ZM30 82V81H29ZM28 82V83H29ZM32 82L33 83H35L34 81H32L31 80V83H29V84H32ZM39 82H36V83H39ZM54 82V81H53ZM86 82V81H85ZM105 82H107V81H105ZM251 82V81H250ZM256 82V81H255ZM45 83V82H44ZM63 83H64V81H63ZM72 83V82H71ZM70 83V84H71ZM94 83V82H93ZM39 84H43V83H39ZM50 84V83H49ZM49 84H48V86H49ZM52 84V83H51ZM73 84V83H72ZM85 84V83H84ZM35 85V84H34ZM38 85V84H37ZM47 85V84H46ZM63 85V84H62ZM80 85V84H79ZM78 85V86H79ZM83 85V84H82ZM94 85V84H93ZM31 86V85H30ZM39 86V85H38ZM60 86V85H59ZM64 86L65 87H69V85L68 86H66V84L64 83ZM86 86V85H85ZM32 87V86H31ZM35 87V86H34ZM40 87V86H39ZM39 87H36V89L37 88H39ZM45 87V90H46V86H44ZM43 87V88H44ZM62 87V86H61ZM84 87V86H83ZM82 87V88H83ZM90 87V86H89ZM88 87V88H89ZM93 87H95V88H97L96 87V85L95 86H93ZM26 89H28L27 87H25ZM50 88H52L51 86H50ZM54 88V87H53ZM63 88V87H62ZM80 88H81V85H80ZM86 88H87V86H86ZM88 88H87V90H88ZM92 88V87H91ZM109 88L111 89V86H109ZM118 88H120V87H118ZM32 89V88H31ZM39 89H41V87L39 88ZM38 89V90H39ZM60 89V88H59ZM90 89V88H89ZM94 89V88H93ZM112 89H113V87H112ZM219 89V88H218ZM34 90V89H33ZM37 90V91H38ZM45 90L43 91V89H42V91L43 92H45ZM48 90V89H47ZM83 90V89H82ZM85 90V89H84ZM91 90V89H90ZM116 90V92H114ZM118 90H120V89H118ZM117 88L115 89L114 88V91H113V93H117ZM123 90V89H122ZM121 90V91H122ZM221 90V89H220ZM27 91V90H26ZM25 91V92H26ZM29 92L30 91H32V90H28ZM36 91V90H35ZM35 91H33V93H39V91L37 92H35ZM41 91V90H40ZM41 91V92H42ZM50 91H51V89H50ZM57 91V90H56ZM86 91V90H85ZM111 91V90H110ZM110 91H108V93H107V95L105 96L106 97V99H104L103 101H100L103 105H102V110L104 111V118H108V110L110 109V106H112L111 104H116L117 103V101H111V99L109 98V96H108V94H109V92ZM147 91V90H146ZM24 92V94H26ZM28 92V93H29ZM41 92L38 94V96H41ZM52 92H53V90H52ZM51 92V93H52ZM57 92H59V91H57ZM87 93L89 92V91H86ZM91 92L92 91H90V94H91ZM94 92V91H93ZM112 92V91H111ZM111 92H110V94L109 95H111ZM119 92V91H118ZM126 92V91H125ZM61 93V92H60ZM59 93V94H60ZM220 93V92H219ZM30 94V93H29ZM28 94V95H29ZM37 94H36V96H37ZM43 94H45V93H43ZM48 94V93H47ZM57 94V93H56ZM118 94V93H117ZM121 94H122V92H121ZM31 95V94H30ZM46 95V94H45ZM44 95V96H45ZM48 95H50V94H48ZM48 95L47 96H45V97H48ZM52 95V97L55 95L54 93H52L51 94ZM50 95V96H51ZM61 96H62V94H60ZM125 95V94H124ZM23 96H25V95H23ZM26 96H27V94H26ZM32 96V95H31ZM34 96V95H33ZM35 96V97H36ZM48 97L47 99L50 101V99H51V97ZM56 96V95H55ZM98 96V95H97ZM103 96H104V94H103ZM117 96H119V95H117ZM123 96V95H122ZM122 96H121V98H122ZM146 96V95H145ZM148 96H149V93H148ZM219 96V95H218ZM34 97V102H35V100H36V98ZM42 97V96H41ZM102 97V96H101ZM26 98H28V97H25V99ZM50 98V99H49ZM54 98H56V97H54ZM119 98V100H120V96L118 97ZM125 98V97H124ZM29 99V98H28ZM32 99V98H31ZM40 99L41 98H39L38 97V99L36 100V102H35V105H33L34 104V102H33V106H36V104L38 105V102L40 103ZM42 99L45 101V99H44V97H42ZM46 99V100H47ZM123 99V98H122ZM24 100V99H23ZM52 100V99H51ZM59 100H60V98H59ZM102 100V99H101ZM113 100H115V99H113ZM118 100V101H119ZM126 99H124V103L125 102H127V101H125ZM138 100V99H137ZM38 101V102H37ZM48 101V103L50 104V102ZM55 101V100H54ZM97 101L99 102V100L97 99ZM129 101V100H128ZM27 102V101H26ZM58 102V101H57ZM88 102H89V100H88ZM87 102V103H88ZM91 102V101H90ZM120 102V101H119ZM123 102H122V105H123ZM138 102H139V100H138ZM29 103H30V101H29ZM29 103H28V105H29ZM61 103V102H60ZM63 103V102H62ZM61 103V104H62ZM93 103H94V101H93ZM136 103H137V101H136ZM217 103H218V101H217ZM216 103V104H217ZM24 104V103H23ZM40 104H43V101L40 103ZM45 104H46V101H45ZM45 104L44 105H42V106H45ZM52 104V103H51ZM58 104V103H57ZM95 104V103H94ZM118 105H119V103H117ZM128 104L130 105V103H127V107H129L128 106ZM140 104H141V102H140ZM219 104H220V102H219ZM218 104V105H219ZM25 105H26V103H25ZM48 105V104H47ZM59 105V104H58ZM86 105V104H85ZM84 105V106H85ZM88 106H89V104H87ZM124 105H126V104H124ZM132 105V104H131ZM142 105V104H141ZM211 105V104H210ZM53 106H54V104H53ZM61 107L63 106V105H60ZM144 106V105H143ZM143 106H141V108H143ZM212 106V108L214 107V105H211ZM217 106V105H216ZM223 106H224V104H223ZM229 106V105H228ZM28 107V106H27ZM26 107V108H27ZM30 107V106H29ZM52 106L50 105V108H51ZM58 107V106H57ZM60 107V108H61ZM93 107H95V105L93 106ZM96 107H98V106H96ZM95 107V108H96ZM100 107V106H99ZM114 107V106H113ZM133 107V106H132ZM222 107V106H221ZM25 108V107H24ZM35 108H39V109H41V108H43V107H35ZM54 108H55V106H54ZM59 108V107H58ZM60 108H59V111L58 112H60ZM86 108H87V106H86ZM89 108H91V110H93L92 109V107L90 106V107H88V109ZM123 108H125V107H123ZM130 108V107H129ZM134 108H135V106H134ZM140 108V109H141ZM218 108V107H217ZM216 108V109H217ZM231 108V107H230ZM20 109H22V108H20ZM28 109V108H27ZM31 109V108H30ZM57 109V108H56ZM96 109H99V108H96ZM95 109V111L96 112H98L97 110ZM127 109V108H126ZM126 109H120V118H121V120L122 121H124V122H109V124L111 125V126H115V127H119L120 126V130H116L117 132L119 131L120 132V134L122 135V139H125V143L127 142L128 144H129V146H134V148L137 150V149H142V148H144L145 146H147V145H149V143H154L157 147H160V146H167V145H173L174 146V138L175 137H173L172 138V136H171V134H170V132H169V130H166L165 129V126L167 127H169V125H166L167 123L166 122H163V123H166L165 124V126L163 127V125H160V123L159 124H154L155 126H150V127H148L149 125H152L153 124V122H152V119H151V122H146V121H149V119L151 118H144L143 116V118L141 117V116H138V115H136V113H133V112H131L130 110H126ZM146 109V108H145ZM220 109V108H219ZM222 109V108H221ZM225 109H226V107H225ZM7 110V109H6ZM17 110H19V109H17ZM32 110V109H31ZM33 110H35V109H33ZM46 110V109H45ZM45 110H43L44 111V113H45ZM53 110V109H52ZM62 110V109H61ZM64 110V109H63ZM101 110V111H102ZM117 110H119V109H117ZM117 110L115 111V107H114V111L112 112V113H114V112H117ZM222 110H224V108L222 109ZM22 111H23V109H22ZM26 111V110H25ZM25 111H24V113H25ZM30 111V110H29ZM51 111V110H50ZM56 110H54V111H51L50 113L52 114V112L54 113ZM81 111V110H80ZM88 111V110H87ZM94 111V110H93ZM133 111V110H132ZM155 111V110H154ZM215 111V110H214ZM217 111H218V109H217ZM33 113H34V111H32ZM36 112H38L37 110H36ZM49 112V111H48ZM62 112H64V111H62ZM67 112V111H66ZM135 112V111H134ZM138 112L140 113V111L138 110ZM142 112V111H141ZM145 112V111H144ZM147 112V111H146ZM145 112V114H148V113H146ZM6 113V112H5ZM14 113V112H13ZM19 112H17V116H20L19 114H21L22 115V113H21V111H20V113L18 114ZM91 113H92V111H91ZM111 112H110V114H112ZM118 113V112H117ZM210 113L211 114H216V113H212L211 111H210ZM209 113V114H210ZM229 113V112H228ZM228 113L227 112H224V111H221L220 110V112H217V114H216V117H217V115H219L217 118H219V119H221V120H227V119H230V117H229V115H228ZM232 113V112H231ZM8 114V113H7ZM11 114H12V112L10 113V117H11ZM16 114V113H15ZM26 114V113H25ZM30 114H32V113H30ZM37 113H35V115H36ZM40 114H41V112H40ZM42 114H43V112H42ZM48 115V113H47V111H46V113H45V116L47 117V115ZM69 114V113H68ZM68 114L66 115V114H64L63 113V115H66V116H68ZM96 114V113H95ZM95 114H94V117H95ZM115 115L114 116H117V114L116 113H114ZM119 114V113H118ZM143 114V113H142ZM153 114V113H152ZM6 115V114H5ZM39 115V114H38ZM93 115V114H92ZM99 115V114H98ZM101 115V114H100ZM237 115V114H236ZM23 116V115H22ZM21 116V117H22ZM30 116V115H29ZM41 116V115H40ZM49 117H50V115H48ZM150 116V115H149ZM152 116V115H151ZM155 115H153V118L155 119V117H154ZM212 116H214V115H212ZM233 115H231V117H232ZM9 117V116H8ZM9 117V118H10ZM20 117V118H21ZM34 117H36V116H34ZM38 117V116H37ZM49 117H47L45 120L46 121H48L49 120ZM101 117H102V115L100 116V120H101ZM112 117V116H111ZM117 117H119V116H117ZM205 117V116H204ZM234 117V116H233ZM20 118H18L19 120H21L22 119V121L24 120L23 118L24 117H22L21 119ZM33 118V117H32ZM41 118V117H40ZM42 118H43V115H42ZM96 118H98L99 119V117H97L96 116ZM104 118H102V119H104ZM119 118V119H120ZM213 118V117H212ZM212 118H210V119H212ZM217 118H216V120H217ZM17 119V120H18ZM34 119V118H33ZM37 119V118H36ZM106 119H104L106 122H107V120ZM112 119V118H111ZM115 119H117V118H115ZM118 119V120H119ZM209 119V118H208ZM40 120H43V123L44 122H46L45 120H44V118L43 119H40ZM52 120V119H51ZM213 120V119H212ZM231 120V119H230ZM9 121V122H8ZM110 121V120H109ZM158 121V120H157ZM207 121V120H206ZM60 122V121H59ZM106 122H105V127L107 128V126H106ZM154 122H156V120L154 121ZM159 122V121H158ZM20 123V122H19ZM24 123V122H23ZM32 123V122H31ZM34 123V122H33ZM36 123V122H35ZM34 123V124H35ZM38 123V122H37ZM49 123V121L46 123V125ZM51 123V122H50ZM49 123V124H50ZM58 123V122H57ZM55 124V125H57L58 126V124ZM98 123V122H97ZM213 123V122H212ZM215 124L216 123H218L219 125L218 126H220V127H222L221 125H224L225 127H223L224 128V131H223V134L222 135H224L225 136V138L227 139L226 141H230L231 143H232V145H233V148H234V150H232L234 153V155L236 156V158L240 161V163L241 162H243V164L244 165H251L249 168H251V170H253V172H255L256 174H260L259 176H262V175H264V147H262V143H260L262 140H261V135H258L257 133L259 132V134L262 132V129H264L263 128V123L264 122H214ZM18 124V123H17ZM21 124H22V122H21ZM24 124H27L26 122L24 123ZM30 124V123H29ZM29 124H27L26 126H28ZM49 124H48V126H49ZM53 124V123H52ZM51 124V125H52ZM60 124V123H59ZM98 124H100V122L98 123ZM31 125V124H30ZM33 125V124H32ZM43 125V127L45 126V124H42ZM51 125L47 128V129H49V132L51 131L50 129H51ZM68 127H69V125H70V123L68 122ZM95 125H96V123H95ZM20 126H22V125H20ZM60 126V125H59ZM61 126H62V124H61ZM81 126V125H80ZM80 126H78V127H80ZM103 125H100V127H102ZM217 126V127H218ZM23 127V126H22ZM22 127L19 129V130H21L22 129ZM31 127V126H30ZM30 127H29V129H30ZM33 127H34V125H33ZM52 127H53V125H52ZM67 127V126H66ZM72 127V126H71ZM92 127H93V125H92ZM99 127V126H98ZM98 127L96 128V129H98ZM58 128H61V127H58ZM62 128H64V127H62ZM90 128V127H89ZM89 128L87 129V127H84V126H82V127H80V130H79V132H78V137H77V142L76 143H74V144H76V145H74L75 146V148H74V150L78 153V155L80 154L81 156H83V157H92V155L89 153V150H88V145H89V139H91V131L90 132H88V133H90L89 135H90V137H89V135H88V133H87V131H89ZM222 128V129H223ZM24 129V128H23ZM34 129H31V131L32 130H34ZM46 129V128H45ZM52 129H54V127L52 128ZM57 129V128H56ZM66 129V128H65ZM72 129V128H71ZM71 129H68V132H69V130H71ZM100 129H102V128H100ZM168 129H170V128H168ZM172 129V128H171ZM221 129V130H222ZM55 130V129H54ZM63 131H64V129H62ZM73 130V129H72ZM72 130H71V132H72ZM76 130H78V129H76ZM75 130V131H76ZM90 130H92V129H90ZM103 130V129H102ZM220 130V131H221ZM22 131V130H21ZM24 131H25V129H24ZM28 131V130H27ZM46 131V130H45ZM74 131V130H73ZM97 131V130H96ZM107 131V130H106ZM113 131V130H112ZM172 131H176L175 129H172L171 130V132ZM258 131V132H257ZM264 131V130H263ZM19 132V133H18ZM23 132V131H22ZM29 132H30V130H29ZM52 132H54L53 130H52ZM60 132H61V130H60ZM59 132V133H60ZM66 132V134L68 135L69 133H70V135H72L71 134V132H69V133H67V131H65ZM64 132V133H65ZM111 132V131H110ZM109 132V133H110ZM115 132V131H114ZM25 133H27V132H25ZM62 133V132H61ZM72 133H74V132H72ZM98 133V132H97ZM104 133V132H103ZM108 133V132H107ZM106 133V134H107ZM111 133H113V132H111ZM264 133V132H263ZM22 135H23V133H21ZM30 134V133H29ZM50 134V133H49ZM52 134V133H51ZM54 134H55V132H54ZM100 134V133H99ZM102 134V133H101ZM119 134V135H120ZM22 135H20L19 137H20V139L21 140H23L22 138H21V136ZM43 136V137H47V136ZM61 134H59V136H60ZM67 135H63V136H67ZM69 135V136H70ZM115 135H116V133H115ZM175 135V133L173 134V136ZM29 136V135H28ZM51 136V135H50ZM77 136V135H76ZM104 136L106 137L107 135H105L104 134ZM111 136V135H110ZM114 136V135H113ZM117 136V135H116ZM115 136V137H116ZM223 136V137H224ZM31 137V136H30ZM33 137L31 138V139H33ZM49 137V136H48ZM52 137V136H51ZM68 137V136H67ZM74 137V136H73ZM94 137V136H93ZM96 137H97V134H96ZM99 137V136H98ZM104 137V138H105ZM258 137L260 138V142H258ZM27 138V137H26ZM29 138V137H28ZM54 138V137H53ZM60 138V137H59ZM62 138V137H61ZM66 138V137H65ZM70 138H72L71 136H70ZM117 138V137H116ZM118 138H119V136H118ZM262 138H263V136H262ZM19 139V138H18ZM55 139V138H54ZM75 139V138H74ZM106 139V138H105ZM26 140V139H25ZM57 140V139H56ZM68 140H69V138H68ZM71 140H73V139H71ZM71 140H70V142H71ZM95 140H97V139H95ZM98 140H99V138H98ZM109 140V141H108ZM113 140V139H112ZM176 140V139H175ZM32 141V140H31ZM51 140H50V138H49V142H50ZM66 141V140H65ZM75 141V140H74ZM101 141V140H100ZM110 142V144H111V142L112 141H110V139H107L106 140V142ZM263 141H264V139H263ZM22 143H20V145L21 144H23L24 142L23 141H21ZM26 142V141H25ZM27 142H28V140H27ZM49 142H47V144L49 143ZM52 142H55V140L54 141H52ZM57 142H59V141H57ZM56 142V143H57ZM63 142V141H62ZM176 142V141H175ZM32 143V144H33ZM51 143V142H50ZM49 143V144H50ZM72 143V142H71ZM70 143V144H71ZM90 143H91V141H90ZM102 143H105V141L104 142H102ZM113 143V142H112ZM227 143V142H226ZM47 144H44V145H47ZM53 144V143H52ZM59 144H60V142H59ZM58 144V145H59ZM63 144V143H62ZM65 144V143H64ZM93 144V143H92ZM107 144V143H106ZM105 144V145H106ZM121 144H122V142H121ZM127 144V145H128ZM228 144V143H227ZM230 144V143H229ZM24 145L26 146V144L24 143ZM31 145V144H30ZM41 147H40V146ZM68 145V144H67ZM96 145V144H95ZM102 145H104V144H102ZM151 145V144H150ZM155 145L153 146V147H155ZM176 145V144H175ZM189 145V144H188ZM231 145V144H230ZM25 146L23 147V148H25ZM33 146V145H32ZM70 146V147H71ZM94 146V145H93ZM93 146H90V148L91 147H93ZM118 146H120V144H118ZM124 146V145H123ZM178 146H180L179 144H178ZM190 146V145H189ZM20 147H22V146H20ZM26 147H28V143H27V146ZM31 147V146H30ZM44 147V146H43ZM49 147V146H48ZM61 147V146H60ZM69 147V148H70ZM125 147V146H124ZM176 147V146H175ZM181 147V146H180ZM45 148H47V146L45 147ZM45 148H43L42 150H44ZM50 148V147H49ZM66 148H68V147H66ZM68 148V149H69ZM120 148H122V145L118 148V150L120 149ZM131 148V147H130ZM147 148L149 149L148 151H150V148L147 146ZM147 148L146 149H144V150H147ZM156 148V147H155ZM168 148H169V146H168ZM179 148V147H178ZM191 148V147H190ZM27 149V148H26ZM56 149V148H55ZM65 149V148H64ZM102 149V148H101ZM107 149V148H106ZM117 149V148H116ZM116 149H114V150H116ZM153 149V148H152ZM157 149V148H156ZM162 149V148H161ZM232 149V148H231ZM50 150H52V149H50ZM50 150H49V152H50ZM54 150V149H53ZM70 150V149H69ZM97 150H99L98 149V147H97ZM103 150H105V149H103ZM125 150H127V149H125ZM128 150H130V149H128ZM127 150V151H128ZM133 150V149H132ZM159 150H160V148H159ZM182 151H184V149H181ZM45 151H46V149H45ZM71 151H72V148H71ZM101 151V150H100ZM99 151V152H100ZM105 151H108V150H105ZM109 151H110V149H109ZM117 151V150H116ZM115 151V152H116ZM120 151H121V149H120ZM131 151V150H130ZM166 151V150H165ZM176 151H177V149H176ZM181 151V152H182ZM27 152V151H26ZM29 152H31L30 150H29ZM53 152V151H52ZM76 152L74 153V155H77L76 154ZM110 152H114V151H110ZM118 152V151H117ZM129 152V151H128ZM133 152V151H132ZM140 152H142V150L140 151ZM151 152V151H150ZM162 152V151H161ZM160 152V153H161ZM169 152V151H168ZM171 152V151H170ZM174 152V151H173ZM56 153V152H55ZM73 153V152H72ZM134 153V152H133ZM136 153V152H135ZM135 153H134V155H135ZM145 152H143V154H144ZM155 154H156V152H154ZM159 153V152H158ZM157 153V154H158ZM175 153V152H174ZM174 153H172V155L174 154ZM176 153H179L178 151L176 152ZM185 153V152H184ZM187 153H188V150H187ZM58 155H59V153H57ZM99 154V153H98ZM110 154V153H109ZM109 154H107V153H105V158L106 159H108V158H111V154H110V157H108L107 158V156L106 155H109ZM115 154V153H114ZM114 154L112 155V158H113V156H114ZM141 154V153H140ZM143 154H141L142 156H144ZM149 154V153H148ZM147 154V155H148ZM154 154V155H155ZM166 154H167V151H166ZM166 154H164L163 156L164 157H166L167 155ZM169 154V153H168ZM182 154V153H181ZM190 154V153H189ZM104 155V154H103ZM103 155H101V156H103ZM131 155V154H130ZM139 155V154H138ZM146 155V154H145ZM161 155V154H160ZM170 156H172L171 154H169ZM175 155H178V154H175ZM184 155V154H183ZM191 155V154H190ZM29 156H30V154H29ZM54 156L55 155H53V158H54ZM100 156V157H101ZM142 156H141V158H142ZM159 156V155H158ZM157 156V157H158ZM174 156V155H173ZM180 156V155H179ZM185 156V155H184ZM184 156H182V157H184ZM78 157V156H77ZM80 157V156H79ZM95 157V156H94ZM93 157V158H94ZM133 157V156H132ZM132 157H130V158H132ZM148 157H149V155H148ZM152 157H153V154H152ZM157 157H156V159H157ZM160 157V156H159ZM158 157V158H159ZM162 157V156H161ZM161 157L159 158V159H161ZM177 157V156H176ZM185 157H190V156H188V154H186V156ZM184 157V158H185ZM55 158H58V157H55ZM54 158V159H55ZM103 158V157H102ZM144 158H145V156H144ZM150 158V157H149ZM154 158V157H153ZM168 157H166V159H167ZM173 158V157H172ZM174 158H175V156H174ZM183 158V159H184ZM78 159V158H77ZM80 160H82L81 158H79ZM79 159L77 160V161H79ZM96 159H98V158H96ZM114 159V158H113ZM116 159V158H115ZM121 159V158H120ZM133 159H137V157H134ZM143 159V158H142ZM142 159H139V160H142ZM146 159H148V158H146ZM145 159V160H146ZM152 159V158H151ZM163 160L162 161H164V158H162ZM165 159V160H166ZM169 160H170V158H168ZM182 159V158H181ZM182 159V160H183ZM186 159V158H185ZM184 159V160H185ZM189 159V158H188ZM188 159H186L187 161H188ZM234 159V158H233ZM56 160V159H55ZM55 160H54V162H55ZM87 160V159H86ZM85 160V161H86ZM90 160V159H89ZM89 160H88V162H89ZM98 160H100V159H98ZM97 160V161H98ZM109 160V159H108ZM122 160V159H121ZM130 160V159H129ZM128 160V161H129ZM138 160V159H137ZM144 160V159H143ZM175 160V159H174ZM173 160V161H174ZM180 160V159H179ZM236 160V159H235ZM53 161V160H52ZM51 161V164L52 163H54V162H52ZM93 161V160H92ZM96 161V160H95ZM113 161V160H112ZM115 161V160H114ZM131 161V160H130ZM155 161V160H154ZM158 160H156V162H157ZM160 161V160H159ZM171 161V160H170ZM170 161H168V162H170ZM172 161V162H173ZM190 161V160H189ZM102 162H104L103 161V159H102ZM107 161H105V163H106ZM120 163H121V161H119ZM150 162H151V160H150ZM161 162V161H160ZM160 162H158L159 164H160ZM186 162V161H185ZM58 162H56V164H57ZM65 163V162H64ZM92 162H90V163H88L89 165L91 164ZM95 163V162H94ZM101 163V162H100ZM105 163H103V165L105 164ZM109 163V162H108ZM117 163V162H116ZM128 162H126V164H127ZM139 163V162H138ZM141 163V162H140ZM143 163H145V161L143 162ZM148 163V162H147ZM153 163V165H154V162H151V164ZM162 163V162H161ZM164 163V162H163ZM165 163H166V161H165ZM177 163H179V161L177 162ZM176 163V164H177ZM180 163H181V161H180ZM184 163V162H183ZM182 163V164H183ZM237 163V162H236ZM66 164V163H65ZM77 164H78V162H77ZM83 164V166L86 164H84V163H82ZM81 164V165H82ZM125 164V165H126ZM131 164V163H130ZM129 163H128V166L130 165ZM150 163H149V166L151 165ZM157 164V163H156ZM168 164V163H167ZM172 164V163H171ZM185 164V163H184ZM189 165H190V163H188ZM232 164V163H231ZM242 164V163H241ZM87 165V164H86ZM99 164H97V166H98ZM106 165V164H105ZM111 165H113L112 163L110 164V166ZM114 165H116L115 163H114ZM119 165V164H118ZM124 165V166H125ZM132 165V164H131ZM147 165V164H146ZM162 166H163V164H161ZM169 165H170V163H169ZM179 165V164H178ZM189 165H187V166H189ZM244 165H243V167H244ZM60 166H62V165H60ZM66 166V165H65ZM68 166V165H67ZM102 166V165H101ZM107 166H109L108 164H107ZM109 166V167H110ZM121 166V165H120ZM127 166V165H126ZM127 166V168L126 169H128L129 167ZM134 167H135V165H133ZM138 166V165H137ZM140 166V165H139ZM142 166V165H141ZM141 166H140V169H141ZM148 166V165H147ZM147 166L146 167H144V168H146L147 169ZM166 165H164V167H165ZM186 166V165H185ZM64 167V166H63ZM78 167H80L79 166V164H78ZM77 167V168H78ZM91 167V166H90ZM100 167V166H99ZM98 167V168H99ZM104 167H106V166H103V169H104ZM109 167H107L106 169H108ZM114 166H111V168H113ZM122 167V166H121ZM143 167V166H142ZM153 167V166H152ZM152 167H150V168H152ZM167 167V166H166ZM170 167V169H171V165L169 166ZM169 167H167L168 169H169ZM172 167H173V165H172ZM240 167H241V165H240ZM237 164L235 165L234 164V167L232 168V170L233 171H238V169L240 168ZM54 170H53V169ZM60 168H62V167H60ZM65 168V167H64ZM70 168V167H69ZM81 168V167H80ZM82 168H84V167H82ZM81 168V169H82ZM85 168H87V167H85ZM94 168V167H93ZM96 168V167H95ZM118 168V167H117ZM123 168V167H122ZM121 168V169H122ZM125 168V167H124ZM136 168V167H135ZM139 168V167H138ZM137 168V169H138ZM155 168H157L156 166H154V168L152 169L153 170V172L155 171L156 172V170H155ZM160 169H162L161 167H159ZM159 168H158V170H159ZM179 169H180V167H178ZM178 168H176V170H178ZM181 168H184V167H181ZM80 169V170H81ZM88 169V168H87ZM91 169V168H90ZM114 169V168H113ZM143 169V168H142ZM169 169V170H170ZM174 169V168H173ZM187 169V168H186ZM190 169V168H189ZM240 169H243V171H241ZM239 169V172L238 173H236V175H238V177L237 178H235L233 181H234V184H233V186L231 187L232 188V192H233V194L231 195V197H230V199H229V204L227 203H225L226 205H232V209L231 208H229V209H231V217H230V219L232 220L231 221V228H232V232L228 229V234H230V233H233L234 232V234H235V232L236 231H239V232H243L244 233V236H246L245 234H248L249 232H253L255 229H256V226L255 225H257V223H258V221H256L255 222V218H254V216L255 215H253V213H252V210H251V208H253V207H255L257 204H256V202L258 201H252L251 202V200H248L249 199V197L252 195L253 196V194H259V192H262V191H260V189L262 188L261 187V185H260V188H258V189H256V188H254V189H256V190H254L253 189V187H251V186H249V184L248 183H246L243 187H242V191H240L239 189H240V187L241 186H238L237 184H238V181H239V179L240 178H243V180L246 178V174H247V172L245 173V171H244V168H240ZM61 170V169H60ZM65 170V169H64ZM67 170V169H66ZM74 170V169H73ZM85 170V169H84ZM84 170H83V172H84ZM97 170V169H96ZM100 170V169H99ZM102 170V169H101ZM109 170V169H108ZM107 170V171H108ZM124 170V169H123ZM129 170V169H128ZM150 170V169H149ZM148 170V171H149ZM151 170V171H152ZM163 170H165V168L164 169H162V173H163ZM168 170V171H169ZM172 170V169H171ZM175 170V169H174ZM173 170V172H175ZM188 170V169H187ZM98 171V170H97ZM112 171V170H111ZM110 171V172H111ZM114 171V170H113ZM112 171V172H113ZM126 171V170H125ZM124 171V172H125ZM136 171V170H135ZM145 171V170H144ZM180 171V170H179ZM178 171V172H179ZM231 171V170H230ZM247 171V170H246ZM61 172V171H60ZM66 172V171H65ZM67 172H69V171H67ZM75 172V171H74ZM86 172V171H85ZM84 172V173H85ZM91 172V171H90ZM100 172V171H99ZM115 172V171H114ZM121 172V171H120ZM127 172V171H126ZM129 172V171H128ZM142 172V171H141ZM140 172V173H141ZM150 172V171H149ZM153 172H151V173H153ZM159 172V171H158ZM166 172H167V170H166ZM172 171H170V173H171ZM172 172V173H173ZM182 172H184V171H182ZM182 172H180L182 175H183V173ZM232 172V171H231ZM252 172V173H253ZM46 173V172H45ZM64 173V172H63ZM70 173H73V172H70ZM97 173V172H96ZM104 173V172H103ZM102 173V174H103ZM115 173H118V172H115ZM132 173V172H131ZM145 173V172H144ZM147 173V172H146ZM151 173H150V175H151ZM165 173V172H164ZM169 173V172H168ZM176 173H177V171H176ZM187 173V172H186ZM234 173V172H233ZM87 175H88V171H87V173H86ZM93 174H95V173H93ZM98 174V173H97ZM101 174V175H102ZM105 174H107V173H105ZM110 175H111V178L112 177H114V176H112L113 174H111V173H109ZM108 174V175H109ZM159 175H161V173L159 172L158 173ZM158 174H156L155 173V176L156 175H158ZM179 174V173H178ZM177 174V179L179 180L180 178L181 179H183L182 178V176L180 177V178H178L179 176H180V174L178 175ZM185 174V173H184ZM189 174H191V171H190V173H189V171H188V175ZM192 174H194V173H192ZM249 174H251V172L249 173ZM38 175V177H39V175H40V173L39 174H37ZM46 175L47 174H45V179H41L40 177H41V175H40V179L43 181V180H45L46 181ZM63 175H65L66 176V174H62V176ZM67 175H70V174H67ZM76 175V174H75ZM79 175V174H78ZM78 175H76V176H78ZM81 175V174H80ZM85 175V174H84ZM86 175V176H87ZM119 175V174H118ZM118 175H116V176H118ZM124 175H126V174H124ZM127 175H128V173H127ZM126 175V176H127ZM129 175L131 176L132 174H130V172H129ZM127 176V177H130V176ZM139 174H137L136 176H138ZM143 175H145L146 176V174H143ZM149 175V176H150ZM158 175V176H159ZM166 175V174H165ZM172 175V176H171ZM169 174V176H171V177H169L170 179L173 177V175L174 174ZM176 175V174H175ZM188 175H184V176H187L188 177ZM252 175V174H251ZM251 175H247V176H251ZM43 176H44V174H43ZM42 176V177H43ZM59 176V175H58ZM61 176V175H60ZM59 176V177H60ZM71 176V175H70ZM70 176H68V177H70ZM83 176V175H82ZM105 176V175H104ZM135 176V177H136ZM141 175H139V177H140ZM147 176H148V174H147ZM148 176V177H149ZM157 176V177H158ZM191 176V175H190ZM253 176H254V173H253ZM89 177V176H88ZM88 177H87V179H88ZM97 177H99L100 178V176H99V174L97 175ZM97 177H96V174H95V178L97 179ZM103 177V176H102ZM101 177V178H102ZM122 179L124 178L125 179V177H122V176H120ZM160 177V176H159ZM186 177V178H187ZM192 177H193V175H192ZM233 177H235V176H233ZM264 177V176H263ZM25 178H27V179H29L30 181H28V182H30L29 184H25V183H28L27 181H25ZM36 178V179H35ZM44 178V177H43ZM67 178V177H66ZM65 178V179H66ZM78 178V177H77ZM93 178H94V176H93ZM92 178V179H93ZM99 179L100 181H103V183H104V177L102 178V179H104V180H102V179ZM110 178V177H109ZM132 178V177H131ZM144 178V177H143ZM145 178H147V177H145ZM151 179L152 178H154V173H153V177L151 176L150 177ZM149 178V179H150ZM196 177H194L193 179H195ZM199 178V177H198ZM198 178H197V180H198ZM247 178H250V177H247ZM246 178V179H247ZM251 178H252V176H251ZM257 178H258V176H257ZM262 178V177H261ZM260 178V179H261ZM55 179V180H54ZM59 179V178H58ZM61 180H62V178H60ZM71 179H73V178H71ZM70 179V180H71ZM82 181H83V179H85V177L83 178V177H81L80 178ZM87 179H86V181H87ZM92 179H90V180H92ZM113 179H117V178H113ZM119 179V178H118ZM136 179H137V177H136ZM141 178H139V180H140ZM148 179V178H147ZM148 179V180H149ZM150 179V180H151ZM154 179H156V178H154ZM160 179V178H159ZM163 179H164V175H163ZM176 179V178H175ZM174 178H173V180H175ZM204 179V178H203ZM206 179V178H205ZM245 179V180H246ZM256 179V178H255ZM37 180V181H36ZM75 180H76V178H75ZM77 180H79V179H77ZM89 180V179H88ZM94 180V179H93ZM128 180V179H127ZM142 180V179H141ZM143 180H145V179H143ZM142 180V181H143ZM190 180H191V178H190ZM244 180V181H245ZM257 180V179H256ZM66 181V180H65ZM68 181H69V179H68ZM100 181H98L99 183L98 184H100L101 182ZM111 181V180H110ZM115 180H113V182H114ZM119 181H121V183H122V181L123 180H120L119 179ZM153 181V180H152ZM154 181H156V180H154ZM157 181H160V180H158L157 179ZM165 181V180H164ZM166 181L168 182V180L166 179ZM165 181V182H166ZM203 181V180H202ZM243 181V182H244ZM252 181H253V178H252ZM258 181V180H257ZM25 182V183H24ZM64 182V180H62V183ZM70 182H72V181H70ZM69 182V183H70ZM76 182V181H75ZM106 182V181H105ZM110 183V186L111 185H115V183ZM162 182V181H161ZM160 182V183H161ZM164 182V183H165ZM166 182V183H167ZM170 182V181H169ZM172 182H174V181H172ZM176 182V181H175ZM175 182H174V184H175ZM178 182V181H177ZM176 182V183H177ZM187 182H190L189 180L187 181L186 180V183ZM191 182H193V180L191 181ZM191 182L189 183V184H191ZM194 182H195V180H194ZM193 182V183H194ZM198 182V181H197ZM201 182V181H200ZM243 182H241V183H243ZM248 182V181H247ZM254 183H255V181H253ZM253 182H251L250 181V183H252L253 184ZM263 182V181H262ZM57 183H59V180L57 181ZM65 183H68V182H65ZM68 183V184H69ZM77 183H79V182H77ZM84 183H85V181H84ZM90 183L92 184V182L90 181ZM89 183V184H90ZM117 183V182H116ZM119 183V182H118ZM117 183V184H118ZM130 183V182H129ZM137 183V182H136ZM135 183V184H136ZM149 183H150V181H149ZM158 183V182H157ZM157 183H155V185L157 184ZM163 183V184H164ZM165 183V184H166ZM183 183H184V181H183ZM186 183H185V185H186ZM196 183V182H195ZM240 183V184H241ZM257 183V182H256ZM42 184H43V182H42ZM74 184V183H73ZM83 184V183H82ZM85 184H87V183H85ZM85 184H83V185H85ZM88 184V185H89ZM94 184V183H93ZM97 184V183H96ZM104 184H107V183H104ZM103 184V185H104ZM109 184V183H108ZM122 184H125V183H122ZM121 184V185H122ZM138 184V183H137ZM151 184V183H150ZM181 184H182V182H181ZM263 185H264V182L262 183ZM56 185V184H55ZM55 185L53 186V188L55 187ZM71 186H73L72 184H70ZM75 185V184H74ZM102 185V184H101ZM128 185V184H127ZM126 185V186H127ZM178 185V184H177ZM184 185V186H185ZM194 185H196L197 186V183L196 184H193V186ZM204 185H206V184H204ZM230 185H229V189H230ZM255 184H253V186H254ZM256 185H258V183L256 184ZM30 186V187H29ZM52 186H50L51 188H52ZM57 186H59V184L57 185ZM56 186V187H57ZM71 186H69V185H67V187H71ZM80 186V185H79ZM95 186V185H94ZM94 186H91L92 188L94 187ZM123 186V185H122ZM126 186H124L125 188H126ZM164 186V185H163ZM167 186V185H166ZM171 186H174V185H171ZM210 186H211V183H210ZM44 187H48L47 185L46 186H44ZM62 187V186H61ZM60 186H59V188H61ZM89 186H87V188H88ZM115 187V186H114ZM117 188H119L118 187V185L116 186ZM115 187V188H116ZM123 187V188H124ZM128 187V186H127ZM130 187V186H129ZM159 187H160V185H159ZM178 187V186H177ZM186 187H188V186H186ZM192 187V186H191ZM257 187V186H256ZM264 187V186H263ZM51 188H49L51 191H52V189ZM94 188H96V187H94ZM93 188V189H94ZM101 188H104V187H101ZM108 188V187H107ZM111 188V187H110ZM115 188H113V190H115ZM121 188V187H120ZM132 188V187H131ZM137 188H139L138 186H137ZM163 187H161V189H162ZM165 188V187H164ZM47 189V188H46ZM56 189H58V188H56ZM71 188H69V190H70ZM86 189V188H85ZM90 189V188H89ZM109 189V188H108ZM107 189V190H108ZM122 189V188H121ZM136 189V188H135ZM153 189V188H152ZM152 189H150V190H152ZM158 189V188H157ZM178 189V188H177ZM187 189H190V187L189 188H187ZM35 190V191H36ZM39 190V189H38ZM37 190V191H38ZM45 190V189H44ZM55 190V189H54ZM61 190V189H60ZM75 190V189H74ZM73 189H72V191H74ZM96 190V189H95ZM94 190V191H95ZM101 191H102V189H100ZM106 189H103V192L105 191ZM111 189H109V191H110ZM119 190V189H118ZM138 190V189H137ZM142 190H144V189H142ZM141 188H140V195H141ZM159 190V189H158ZM192 190H194V191H192L193 193L195 192V188L194 189H192ZM239 190V192H237ZM262 190V189H261ZM263 190H264V188H263ZM50 191V192H51ZM56 191V190H55ZM62 191H63V188H62ZM67 191V190H66ZM101 191H100V193H101ZM119 191H121V190H119ZM123 191V190H122ZM125 191V190H124ZM127 191V190H126ZM125 191V192H126ZM130 191H131V189H130ZM148 191V190H147ZM154 191H155V188H154ZM189 191V190H188ZM209 191H211V189H209ZM39 192V191H38ZM41 192V191H40ZM43 192H46V193H48L47 191H43ZM54 191H52L51 193L52 194H54L53 193ZM59 192H61V191H59ZM59 192H57L56 191V193H58V194H60ZM64 192V191H63ZM69 192V191H68ZM83 192V190L81 191V193ZM98 192H99V190H98ZM111 192V191H110ZM115 192L116 191H114L113 193L115 194ZM139 192V190L137 191V194H139L138 193ZM144 192H145V190H144ZM143 192V193H144ZM156 192H157V190H156ZM182 192V191H181ZM191 192V194H193ZM203 191L201 190V193H202ZM212 192V191H211ZM231 192V193H232ZM86 193V192H85ZM130 193V192H129ZM149 193H150V191H149ZM151 193H153V191L151 192ZM150 193V194H151ZM159 193H161V195L160 196H162V193H164V191L162 192V190L160 191L159 190ZM158 193V194H159ZM263 193H264V191H263ZM36 194H38L37 192H36ZM41 194H43V193H40V195ZM45 194V193H44ZM103 194V193H102ZM182 194H184L183 192H182ZM197 193H195V195H196ZM200 194V193H199ZM198 194V195H199ZM213 194V193H212ZM215 194V193H214ZM213 194V195H214ZM230 194V193H229ZM49 195V194H48ZM55 195V194H54ZM81 196H82V194H80ZM88 195V194H87ZM90 193H89V197H90ZM94 195H95V193L93 194V196L91 195V197H94ZM101 195V194H100ZM100 195H98V196H100ZM103 195H105V194H103ZM103 195H101V198H102V196ZM108 195H110V194H108ZM143 195V194H142ZM146 195L148 196V194L146 193ZM152 195V194H151ZM151 195H149V196H151ZM206 195V194H205ZM220 195V194H219ZM260 195H262V194H260ZM43 197H44V195H42ZM41 196V197H42ZM47 196V195H46ZM45 196V197H46ZM51 196V195H50ZM56 196V195H55ZM65 196V195H64ZM68 196V195H67ZM86 196V195H85ZM97 196V197H98ZM111 196H113V195H111ZM145 196V195H144ZM146 196V197H147ZM157 197L159 196V195H156ZM163 196H164V194H163ZM166 196H167V194H166ZM201 196H202V194H201ZM226 196V195H225ZM228 196V195H227ZM230 196V195H229ZM240 196H241V199H240ZM256 196H258L259 197V195H256ZM36 197V198H35ZM40 197V198H41ZM53 197V196H52ZM52 197H50V198H52ZM63 196H61V198H62ZM66 197V196H65ZM64 197V199L66 200V198ZM74 197V196H73ZM76 197V196H75ZM75 197H74V199H75ZM78 197V196H77ZM76 197V198H77ZM109 197V196H108ZM114 197H116V196H114ZM117 197H118V195H117ZM142 197V196H141ZM146 197H145V199H146ZM156 197V198H157ZM165 197V196H164ZM163 197V198H164ZM195 197H197V196H195ZM207 197H209L208 196V194H207ZM223 198H224V196H222ZM254 197V196H253ZM257 197V198H258ZM263 198V196H260V200ZM69 198H71V197H69ZM100 198V199H101ZM105 198V197H104ZM110 198V197H109ZM108 198V199H109ZM162 198V197H161ZM256 198V197H255ZM42 199V198H41ZM45 199V198H44ZM48 199H49V197H48ZM59 199V198H58ZM63 199V198H62ZM73 199V198H72ZM112 199H113V201H114V199L115 198H113L112 197ZM141 199H143V198H141ZM140 199V200H141ZM150 199V198H149ZM153 199H154V195H153ZM160 199V198H159ZM200 199H202V198H200ZM207 199L208 198H206V196H205V199L204 200H206L207 201ZM243 199V200H242ZM254 199V198H253ZM43 200V199H42ZM41 200V201H42ZM47 200V199H46ZM53 200H55V199H53ZM61 200V199H60ZM68 200V199H67ZM67 200L65 201V202H67ZM98 200V199H97ZM107 200V196H106V199H105V201ZM139 200V199H138ZM150 200H152V196H151V199ZM161 200V199H160ZM163 200V199H162ZM165 200V199H164ZM189 200L191 201V199L189 198ZM204 200H202V201H204ZM246 200V201H245ZM256 200V199H255ZM263 200V199H262ZM41 201H38V202H40L41 203ZM45 201V200H44ZM52 200H48V203L47 204H49V202H51ZM59 200H57V202H58ZM62 201V200H61ZM70 201V200H69ZM77 201V200H76ZM101 201H104V200H102L101 199ZM100 201V202H101ZM105 201H104V204H105ZM108 201H110V200H108ZM146 200H144V202H145ZM264 201V200H263ZM43 202V201H42ZM46 202V201H45ZM45 202H43L44 204H46ZM54 202H56V201H54ZM56 202V205L58 204ZM136 202V201H135ZM138 202V205H140V203H139V201H137ZM140 202H142V201H140ZM259 202V201H258ZM7 203V202H6ZM39 203V204H40ZM62 203H64V200H63V202ZM62 203H60V204H62ZM93 203L95 204V201L93 200ZM146 203V202H145ZM144 203V205H146ZM149 203H150V201H149ZM149 203H148V205H149ZM157 203V202H156ZM209 203V202H208ZM222 203H224V202H222ZM222 203H221V205H222ZM3 204V203H2ZM8 204V203H7ZM55 203H53L52 205H54ZM67 204V203H66ZM70 204H72V202H70ZM101 204V203H100ZM106 204H107V202H106ZM150 204H152V203H150ZM217 204V203H216ZM220 204V203H219ZM4 205L2 206V207H4ZM51 205V204H50ZM65 205V204H64ZM63 205V206H64ZM108 205V204H107ZM136 205H137V203H136ZM135 204H133V206H135V208L136 207H139V209H140V207L141 206H136ZM155 205H158V204H155ZM219 206L220 208L222 207V206ZM259 205L261 206V204H260V202H259ZM43 206V205H42ZM58 206H59V204H58ZM70 206V205H69ZM74 206H75V204H74ZM149 206H151V205H149ZM160 206V205H159ZM213 206V205H212ZM224 206V205H223ZM1 207V208H2ZM44 207V206H43ZM72 206H70V209H74L73 207L71 208ZM75 207H77V205L75 206ZM148 207V206H147ZM152 207V206H151ZM156 208L158 207V206H155ZM155 207H153L154 209H155ZM231 207V206H230ZM257 207V206H256ZM41 208V207H40ZM45 208V207H44ZM46 208H48L49 209V207L46 205ZM51 208V207H50ZM52 208H55V207H53L52 206ZM58 209H59V207H57ZM216 209H217V206L215 207ZM220 208H218L217 210H220ZM224 208V207H223ZM223 208H221V209H223ZM258 208V207H257ZM39 209V208H38ZM37 209V210H38ZM67 209V208H66ZM65 209V210H66ZM69 209V208H68ZM67 209V210H68ZM77 208H75L74 210H76ZM80 209V208H79ZM82 209V208H81ZM138 209V208H137ZM141 209H142V207H141ZM147 209H149V207L147 208ZM147 209H144L145 210V212H148V211H146ZM158 209H160V207L158 208ZM163 209V208H162ZM224 209H227V207H225ZM228 209V210H229ZM256 209V208H255ZM53 210V209H52ZM56 210V209H55ZM61 210H63L62 209V206H61ZM71 210V212L73 213V211ZM133 210H135L134 208H133ZM132 210V211H133ZM156 210V209H155ZM227 210V211H228ZM257 210V209H256ZM28 211V212H27ZM39 211V210H38ZM43 211H45V210H43ZM46 211H47V209H46ZM87 211H89V210H87ZM143 211V210H142ZM149 211H151V210H149ZM159 211V210H158ZM230 211V210H229ZM229 211H228V214H229ZM261 211H263L262 210V208H261ZM28 213L29 215H27V216H29L27 219L26 218H23L24 217V215L23 214H25V213ZM54 211H52V214H54L53 213ZM71 212L69 213V214H71ZM77 212V211H76ZM82 212V211H81ZM80 212V213H81ZM126 212V211H125ZM124 212V213H125ZM129 212V211H128ZM131 212V211H130ZM151 212H153V211H151ZM150 212V213H151ZM155 212V211H154ZM56 213H58V212H56ZM60 213H63V212H61L60 211ZM68 213H67V211H66V214L68 215ZM132 213V212H131ZM143 213V212H142ZM156 213V212H155ZM154 213V214H155ZM161 213V212H160ZM165 213V212H164ZM220 213V212H219ZM224 213H225V211H224ZM264 213V212H263ZM64 214V213H63ZM74 214V213H73ZM79 214V213H78ZM89 214V213H88ZM129 215H130V213H128ZM134 214H136V213H134ZM143 214H145V213H143ZM26 215V214H25ZM51 215V214H50ZM62 215V214H61ZM65 215V214H64ZM67 215H66V217H67ZM127 215V214H126ZM133 215V214H132ZM149 215V214H148ZM148 215H146L145 217H147ZM157 215V214H156ZM26 216V217H27ZM124 216H125V214H124ZM141 216V215H140ZM152 216V215H151ZM221 216V215H220ZM262 216H264V214L262 215ZM261 216V217H262ZM129 217V216H128ZM144 217V218H145ZM67 218H69V217H67ZM72 218V217H71ZM127 218V217H126ZM138 218H139V216H138ZM141 218H143V217H140V220H141ZM204 218V217H203ZM256 218H259L258 216L256 217ZM263 219H264V217H262ZM129 218H127L126 220H128ZM132 219L134 220V217H132ZM205 219V218H204ZM219 219H221V218H219ZM218 219V220H219ZM225 219V218H224ZM262 219V220H263ZM125 220V221H126ZM132 220V221H133ZM137 220V219H136ZM139 220V219H138ZM144 219H142L141 221H143ZM147 220H148V218H147ZM147 220H145V222H147ZM157 220V219H156ZM162 220V219H161ZM229 220V219H228ZM258 220V219H257ZM259 220H261V218H259ZM261 220V221H262ZM8 221H10L11 223H9V224H12V225H10V226H8L7 225V222ZM131 221V222H132ZM152 221V220H151ZM220 221V220H219ZM222 221V220H221ZM128 222L131 224V222L128 220ZM144 222V221H143ZM207 222V221H206ZM216 222H218V221H216ZM225 222H227V221H225ZM225 222H223V224L225 223ZM256 224H255V223ZM264 222V221H263ZM94 223V222H93ZM135 221H134V224H131V225H135ZM142 223V222H141ZM220 223V222H219ZM229 223V222H228ZM126 224H127V222H126ZM137 224H139L140 225V221H138L137 222ZM144 225H145V223H143ZM221 224V223H220ZM220 224H217V225H220ZM222 224V225H223ZM230 224H228V225H230ZM255 224V225H254ZM259 225L260 224H262L261 222H259L258 223ZM130 225V226H131ZM206 225H208V224H206ZM259 225H257V227L259 228ZM263 225V224H262ZM261 225V226H262ZM141 226V225H140ZM146 226L147 225H145V228H146ZM215 226V225H214ZM224 226H226V225H224ZM224 226H217V227H220V228H223ZM135 227V226H134ZM137 227V226H136ZM144 227V226H143ZM206 227V226H205ZM92 228H95V227H92ZM125 228V227H124ZM126 228H127V226H126ZM138 228V227H137ZM140 228H142V227H140ZM199 228V227H198ZM198 228H197V230H198ZM202 228V227H201ZM204 228V227H203ZM212 228H215V227H212ZM211 228V229H212ZM226 228H228V226L226 227ZM230 228V227H229ZM257 228V229H258ZM262 228H264V227H262ZM262 228H260L261 230H262ZM35 229V231H37ZM134 229H136V228H133L132 227V230H134ZM225 229V228H224ZM224 229L220 232V230H218L220 233H222L223 231H224ZM260 229H258V230H260ZM39 230V231H40ZM129 230V229H128ZM131 230V231H132ZM137 230V229H136ZM147 230V229H146ZM23 231V232H22ZM25 231H26V229H25ZM38 231V232H39ZM92 231V230H91ZM93 231H95V229H93ZM131 231L129 232L128 231V235L130 234L131 235ZM140 231H141V229H140ZM142 231H144L143 230V228H142ZM201 231V230H200ZM207 231H208V229H207ZM206 231V232H207ZM210 231V230H209ZM208 231V232H209ZM213 231L215 232L216 231V229H213ZM217 231V232H218ZM225 231H226V229H225ZM224 231V232H225ZM229 231H230V233H229ZM256 231V230H255ZM263 231V230H262ZM18 232H20V235H19V233ZM135 232V234L136 233H138V232H136V231H134ZM218 232V233H219ZM223 232V233H224ZM259 232V231H258ZM30 233H32V232H28V235H30ZM36 233V232H35ZM40 233V232H39ZM94 233V232H93ZM132 233H133V231H132ZM196 233V232H195ZM197 233H199L198 231H197ZM201 234H203L202 233V231L200 232ZM204 233H205V230H204ZM210 233V232H209ZM209 233H207V234H209ZM211 233L213 234V232L211 231ZM210 233V234H211ZM237 233V232H236ZM242 233V234H243ZM18 234V235H17ZM24 234H25V232H24ZM24 234H22V235H24ZM27 234V233H26ZM90 234V233H89ZM122 234V233H121ZM134 234V233H133ZM133 234L131 235V236H133ZM139 234V233H138ZM140 234H141V232H140ZM201 234H199V236H202ZM215 235H216V232L214 233ZM214 234L213 235H211V236H213V237H215L214 236ZM228 234H227V236H228ZM238 234V233H237ZM241 234V236L243 237V235ZM257 234V233H256ZM260 234V233H259ZM262 234V233H261ZM27 235V236H28ZM40 235H41V233H40ZM39 235V236H40ZM126 235H127V233H126ZM137 235V234H136ZM232 235V234H231ZM230 235V236H231ZM252 235H255V232H254V234H252ZM263 235H264V233H263ZM262 235V236H263ZM26 236V235H25ZM25 236H24V238H25ZM26 236V237H27ZM38 236V237H39ZM44 236V235H43ZM92 236V235H91ZM211 236H209V237H211ZM218 236V235H217ZM229 236V237H230ZM234 236H236V235H234ZM241 236H240V238H241ZM124 237V236H123ZM135 237V236H134ZM203 237V236H202ZM248 237H249V235H248ZM9 238H11L10 240H9ZM28 238V237H27ZM33 238H35V237H33ZM40 238H42V235H41V237H39L38 239H40ZM45 238V237H44ZM126 238V237H125ZM245 238V237H244ZM255 237H253V239H254ZM262 239L261 240H263V237H261ZM14 239H16L15 237L13 238V240ZM22 239H23V237H22ZM37 239V238H36ZM205 239V238H204ZM208 239V238H207ZM207 239H205V240H207ZM216 238H214L213 240H215ZM230 239L231 238H228V240L227 241H229V242H233L232 241V239H231V241H230ZM236 239V238H235ZM234 239V240H235ZM243 239V238H242ZM241 239V240H242ZM252 239V238H251ZM257 239H260L259 238V236H258V238ZM17 240V239H16ZM16 240H15V242H16ZM19 240V239H18ZM149 240V239H148ZM237 240V239H236ZM244 240V239H243ZM242 240V241H243ZM21 241V239L18 241V242H20ZM24 241L25 242H27L26 241V239H24ZM209 241V240H208ZM207 241V242H208ZM226 241V242H227ZM241 241V242H242ZM250 241V240H249ZM247 239L246 240H244L243 242H244V244L243 245H241L242 243H240V244H238V243H236V242H234L233 243V245H235V247L236 248H239L240 250L239 251H246V250H248V251H246L244 254H245V258L248 256V259L247 260H250L249 259V257L250 258H253V256L251 257V256H249V255H247L246 256V253L247 252H249L250 250H249V247H253V244H255V243H252V244H250V242H249ZM252 241V240H251ZM4 241H2L1 242V244L0 245H4V244H2ZM17 242V243H18ZM39 242V241H38ZM213 242V241H212ZM238 242V241H237ZM255 242H257V241H255ZM258 242H260V241H258ZM262 242V241H261ZM5 243V242H4ZM14 242H12V243H10L11 245L13 244ZM21 243H23V242H21ZM20 243V244H21ZM41 243V242H40ZM83 243V244H82ZM204 243H206L205 241H204ZM209 243V242H208ZM225 243V242H224ZM24 244V243H23ZM22 244V245H23ZM30 244V243H29ZM207 244V243H206ZM210 244H211V242H210ZM216 244H217V242H216ZM231 244V243H230ZM229 244V245H230ZM260 243H258V245H259ZM9 245V244H8ZM17 245V244H16ZM21 245V246H22ZM31 245H32V242H31ZM31 245H28L27 244V246H31ZM37 246H38V244H36ZM123 245V244H122ZM204 245V244H203ZM202 245V247H201V249L205 246H203ZM225 244H223V246H224ZM232 245V244H231ZM232 245V246H233ZM2 246H0V248H4L5 246H6V244L4 245V247H2ZM35 246V245H34ZM214 246V245H213ZM213 246H209V247H211V249H212V247ZM220 246V245H219ZM231 246V247H232ZM256 246V245H255ZM263 246V245H262ZM23 247H25L26 248V246H23ZM28 247V248H29ZM81 247V246H80ZM122 247V246H121ZM217 247V246H216ZM215 246L213 247V249H215L216 248ZM9 249H10V247H8ZM8 248H6V249H8ZM12 248V247H11ZM39 248V247H38ZM77 248H78V250H77ZM206 248V247H205ZM205 248H203V249H205ZM220 248V250L223 248H221V247H219ZM219 248L217 249V250H219ZM226 248H227V245H226ZM230 247L228 246V249H229ZM233 248V247H232ZM231 248V249H232ZM259 248V247H258ZM258 248H257V250H258ZM264 248V247H263ZM169 249V248H168ZM207 249V248H206ZM208 249H210V248H208ZM212 249V250H213ZM252 249V248H251ZM262 249V248H261ZM12 250V249H11ZM28 250V249H27ZM37 250V249H36ZM40 250V249H39ZM211 250V251H212ZM222 250H224V249H222ZM233 250H235V249H233ZM232 250V251H233ZM253 250H256V249H253ZM4 251V250H3ZM38 251V250H37ZM122 251V250H121ZM120 251V252H121ZM125 251H126V249H125ZM124 251V252H125ZM225 251V250H224ZM224 251H222V254H224V253H226V252H224ZM239 251H236V252H239ZM260 251V250H259ZM258 251V252H259ZM263 251V250H262ZM5 252H7V251H5ZM9 252H12V251H9L8 250V253ZM39 252H41V251H39ZM119 252V251H118ZM123 252V251H122ZM124 252H123V254H124ZM166 252V251H165ZM202 252H204V251H202ZM208 252H210V251H208ZM207 251H206V253H208ZM230 252V251H229ZM229 252H228V254H229ZM236 252H234L235 253V255L237 254ZM252 252V251H251ZM257 252V251H256ZM1 253L2 254H4L2 251H1ZM8 253H6L7 255H9ZM81 253V252H80ZM212 253V252H211ZM219 253H220V251H219ZM218 252H217V254H214V259H215V257H216V255H218L219 254ZM232 253V252H231ZM242 252H240V254H241ZM250 253V252H249ZM41 254V253H40ZM65 254H64V256H65ZM170 254V253H169ZM210 253H208V255H209ZM213 254V253H212ZM227 254V255H228ZM239 254V253H238ZM251 254V253H250ZM253 254H255V253H253ZM259 254H260V252H259ZM47 255V256H48ZM74 255H75V253H74ZM120 255V254H119ZM207 255V256H208ZM235 255H233V256H235ZM258 254H256L254 257H256ZM5 256V255H4ZM23 256V255H22ZM21 256V258H23ZM54 256H52V257H54ZM61 256V255H60ZM63 256V257H64ZM78 256H79V254H78ZM142 256V255H141ZM210 256H212V255H210ZM218 256H221V255H218ZM229 256V255H228ZM230 256H232L231 254H230ZM229 256V257H230ZM237 256H239V255H237ZM1 257V256H0ZM5 257H7V256H5ZM8 257H10V255L8 256ZM42 257H43V255H42ZM49 257V256H48ZM62 257V258H63ZM66 257V256H65ZM71 257V256H70ZM69 257V258H70ZM125 257V256H124ZM199 257H201V256H199ZM222 257V256H221ZM226 257V256H225ZM223 258V260L225 259L226 260V258ZM241 257V256H240ZM239 257V258H240ZM2 258H4L3 256H2ZM12 258V257H11ZM26 258V257H25ZM49 258H51V257H49ZM59 258H61V257H59ZM58 258V259H59ZM61 258V259H62ZM75 258H77V257H75ZM74 258V259H75ZM119 258V257H118ZM172 258V257H171ZM203 258V257H202ZM204 258H206L205 256H204ZM217 258V257H216ZM238 257H237V259H235V260H238L239 259ZM244 258V259H245ZM8 259V258H7ZM56 259V258H55ZM54 259V260H55ZM64 259V258H63ZM121 259V258H120ZM123 259V258H122ZM185 259V258H184ZM210 259H213V258H210ZM209 259V257H208V260H210ZM219 259H221V258H219ZM262 259V258H261ZM6 260V259H5ZM10 260V259H9ZM17 260V259H16ZM21 260H23V259H21ZM42 260V259H41ZM72 260V259H71ZM71 260H69V262L71 261ZM223 260H222V263H223ZM232 260V259H231ZM234 260V261H235ZM243 259H242V257H241V261H242ZM252 260V259H251ZM256 260V259H255ZM255 260H252L253 262L255 261ZM3 261V260H2ZM56 261V260H55ZM67 261V260H66ZM182 261V260H181ZM219 261V260H218ZM221 261V260H220ZM219 261V262H220ZM228 261H230V260H228ZM240 261V260H239ZM252 261H250V262H252ZM16 262V261H15ZM49 262V261H48ZM54 261L52 260L51 261V263L50 264H55V263H53ZM62 262H64L63 260H62ZM73 262V261H72ZM71 262V264H73ZM120 262V261H119ZM134 262V261H133ZM226 262V261H225ZM246 261H244V263H245ZM249 261H247V263H248ZM1 263V262H0ZM4 263V262H3ZM6 263V262H5ZM9 263V262H8ZM7 263V264H8ZM23 263H25V262H23ZM47 263V262H46ZM45 263V264H46ZM59 263H60V261H59ZM65 263V262H64ZM67 264H68V261L66 262ZM125 263V262H124ZM187 263V262H186ZM221 263V262H220ZM219 263V264H220ZM226 263H228V262H226ZM261 263V262H260ZM43 264V263H42ZM48 264V263H47ZM58 264V263H57ZM210 264V263H209ZM225 264V263H224ZM228 264H230V262L228 263ZM233 264V263H232ZM238 264V263H237ZM250 264V263H249ZM254 264H256V262L254 263Z\"/></svg>",
	"mask_w": 264,
	"mask_h": 264
},
{
	"label": "built area",
	"instance_id": "3",
	"mask_svg": "<svg viewBox=\"0 0 264 264\" xmlns=\"http://www.w3.org/2000/svg\"><path fill=\"white\" fill-rule=\"evenodd\" d=\"M221 28L243 40L253 38L264 47V0H239Z\"/></svg>",
	"mask_w": 264,
	"mask_h": 264
},
{
	"label": "crops",
	"instance_id": "4",
	"mask_svg": "<svg viewBox=\"0 0 264 264\" xmlns=\"http://www.w3.org/2000/svg\"><path fill=\"white\" fill-rule=\"evenodd\" d=\"M239 0H161L156 10L169 15L171 8L184 6L208 17L210 25L227 18ZM207 21V20H206Z\"/></svg>",
	"mask_w": 264,
	"mask_h": 264
}]
</instances>
